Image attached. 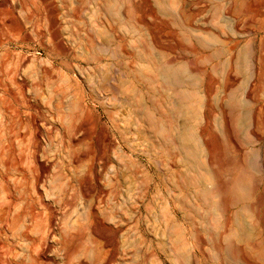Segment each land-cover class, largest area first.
Masks as SVG:
<instances>
[{
	"label": "rangeland",
	"instance_id": "374dc122",
	"mask_svg": "<svg viewBox=\"0 0 264 264\" xmlns=\"http://www.w3.org/2000/svg\"><path fill=\"white\" fill-rule=\"evenodd\" d=\"M18 1H21V2L25 1V3H29L28 6L30 8V11L32 13H34V12L36 13V14L35 13L33 14L34 17H33L32 21H34V22H31L30 24L25 22L26 26L24 25L25 23L23 21L25 19V15H24L23 11H20L18 8V4H17ZM18 1L15 0V2H16L15 5L17 8V9L15 8V11H16L15 16L19 20L20 25L22 26V24H23V26H25V28L22 27L23 32H26L27 35L29 33L31 35V36L28 35V36H30V39L33 37L32 35H35V36L32 38V40H30V39H28V40L23 39L22 40V36H21L22 34L19 35V33H16V32H18V30L15 29V26L13 24L10 25L7 22H6V24H8V25L4 24L5 21H3V19H5L6 14L3 17L4 13H2L0 11L1 12L0 14H2L0 16L3 17V18L0 17L1 18L0 24L2 26H3V24L6 25V26H4V29L2 28L3 30L2 29L0 30V37H1L0 40H2V42L4 41L3 42L4 45L2 44L0 46L1 47L0 48V140H2V144L0 143V146L2 145L0 152L2 151L3 148H5V151L3 149V151H2L3 153L1 152V154L4 155L6 158H4L2 156L1 162H3V161L11 162L9 160V158L11 159V157H13V160L14 159L17 160L18 164H16V165L20 166L22 164H19L20 163L19 161H21L20 159L23 158L24 164L22 166L26 169L31 167L30 169L32 171H29V169H27V171L25 172L27 178L29 177L28 179H30V181H31L30 183H29V180L27 181L29 183V185H28V183H26V186H28V188H29L28 189L26 187V191L27 192L29 191V194L26 192V193H24V194H26V196H25L24 194H22L24 191L21 190V188H20V186L23 185V182L18 181L21 178L20 175L16 172H13V171H11V173H10V170L7 172L6 171L7 167L5 168V166H3V163H1L2 168H0V174L2 172H4V173L7 172V173L6 174L2 173L3 175L2 174L0 175V180H1V182L2 181L4 182L5 178L8 179L7 180V183H8L7 194H10V196H11V193L13 192V190H12L13 187H14L13 189H15V187H16V189L19 190V191H16V189L14 190L13 193L16 194V196L12 193V195L15 197V199H14L13 196H11L10 198L7 197V194L3 193L5 191L3 189L1 190V188H0V191H1L0 192V206L2 207V206L7 204L6 205L7 207L6 206L2 207L3 209L0 207V209H2V210H5L7 208L10 209L8 212L5 210L6 213H4V214H6V215H4L2 213L4 211H2V210L0 211L1 212L0 213V216H1L0 220H3L2 221L3 224L0 221V240H1L0 241V250H1V255L3 252L5 253L6 250H7L6 253L9 254L11 252L10 251L11 247L16 249V251L21 252V250H22L21 244L24 245V243L20 239V238H22L20 236L21 235L20 233H21V230H23V229H20V231H19V228H21V227L24 228L28 224H29L28 226L31 225V221L29 219L35 216L34 211H37L36 215H38V217L35 216L36 219L42 218V220H43V218H45L43 222L40 219L39 220L47 228V225H48L47 223H48V220L50 218V214H49L50 211L49 210L47 211V209H45L42 205H40L39 204L40 202L37 204V199H38L36 197L37 196L36 195L37 190L45 192L46 196L49 194L47 196V198L49 197L47 199L48 201H46V202H48L51 210L55 211L54 216L57 219V220H55V224H57L55 226V229H58L59 226H63L66 221L71 222L73 220L78 219L80 221V223L86 222V223H84V226H82L83 230H84L85 226L87 227V225H85V224H87L88 220H89V219L87 220L88 216H86L87 210L84 211L86 209L85 207H87V205H89L90 203H92V204L94 203L97 205L98 201L102 203L103 201H101V200H104V202L102 203L103 206L100 203L98 204L99 206L101 205L100 206V211H101V209H103V210L105 209V203H107L106 201H108V204H110L109 206H111V203H109L110 202L109 197L107 198V196H104L103 197L104 199H103L102 198L103 195H101V194L99 195L98 200L96 198L97 196L94 197V195H92L93 193H91V195L89 196L92 198L85 199L83 196H81V189H79V188H81L84 185L82 180L88 179L87 183H86V180L84 181L86 186L84 185L83 187L86 188L87 186H89L88 184H90V183L93 184L89 180H93L91 178L94 177L95 172L98 176L101 173L99 176L100 179L102 178L100 181V183H102L101 187H102V189L106 188L105 191L107 192L108 191L107 190L108 189V186H107L108 185V183H107L108 179L110 176H112V170L117 165V153L115 151V147H116V149H118L117 147H119L120 145H125L124 146L126 148V149H124V151H126L125 153L131 157L132 161L135 160V161H137L138 165L139 164L142 165L141 166L142 168L140 166L139 167L137 166V169L139 170L138 171L136 168L131 166L130 170L132 169L134 172H138V174L136 175V177L137 176L138 177L136 179L134 178L132 180H131V178L128 177L126 180L128 183V185H126V187H128V188L125 187L124 190H122L120 188L117 189V190H119V192L121 194L123 193L122 191H125V195L127 196V199L129 198V200H127V203H126V206L124 209L125 211L120 210V209L118 210V208L116 207L118 205L116 204L114 210H112L113 207L111 206V210H109V213H107L108 211H106V210H105V212L104 211H102V213L100 212L101 214L99 213V218L101 217L103 219H105V218L107 219V216L112 215V213L114 212L113 213L114 215H112L114 219L113 218L111 219L112 223L111 222H108V223L110 225H112V227L120 228V229H122V232H125L124 237L120 238L118 236V238H117L118 243L116 245V248L118 246V248H117L118 252L115 251L117 249L114 250L115 254H116L114 264H116L117 261L121 262V258H122L121 256L123 253H122V249L120 247H121V244H123V243L125 246H127V248H129V249H127L125 247V250H126L125 254L126 255L124 257H126V258L124 259V262L126 263V261H127L126 264H134V263L135 264H163V262H162L163 255L168 254V249H167L168 246H167V248L165 247L166 246L165 244H167V241L164 242V240H166V239H164V237L165 238H169V237L166 236V234L163 232L164 229L162 226L164 224L163 222L165 220L166 215L171 214V211H170L171 208L169 207L170 205H168L169 199H170V195H169L170 193L169 192L171 190V187L168 185L169 184L168 182L170 181V173L169 172L171 169V167H170L171 165H169V163L171 164L170 158H169V155L168 154L166 155V153L164 152V151H166L164 146L160 145L161 147H159L157 145L158 143H156V141L157 140L159 141V137L156 138L157 140H155V138H150V139L155 140V141L152 140V141H154V144H153L154 146L157 145L160 149L161 148L162 149L160 150L157 147L152 148V146L149 147L150 144H148V142H150V139L146 138L144 136V134L142 132L143 130L140 131L141 130L140 128L143 129L141 122L139 121V119H137L134 116L129 105H123L124 103L128 104L127 101H128V99H130L129 89L125 90L127 88V84H126V82H128L127 80L129 79V81H130V79H132L131 75H130V71H128V70L130 69L131 66H133V68L138 67L139 61L136 60L137 58L135 56L129 57L130 60L126 57L122 58L124 56H121L122 54L119 52L120 49L118 47L119 45H118L117 39L112 38L113 39L112 40L111 37L109 38L108 36H106L101 29H103L102 26H105V24H104L105 22L106 23L108 22L111 27L113 24L114 28L113 27L112 28H113L115 34L117 33L119 36H123V37H125V39H127V40H125L126 50L128 53H131V54L136 53L135 46L138 45L137 42H140L139 36H136V34H133V32L135 33L134 29L130 30V32L128 31V33H125V31L121 30V27H120L117 19L115 18V20H114L113 19L114 17H107L108 15L105 14L103 11H100L101 14H100V12H98L99 14L98 13L95 14L96 13L95 9H97V6H96L97 0H92V1L91 0H87V1L86 0H80L81 3H79V7L80 6L81 7L79 9H80V12L82 11L81 13H79V15L81 17L79 20L80 21V23H79L80 27L79 28H80V32H81L80 34L86 35L88 30L90 32H92V30H93V32L95 34L93 32L92 33L95 37L96 46L99 47L101 45L102 47L100 46V48H96L94 50L90 49L89 51L92 50L93 53H92V51L90 53L85 52L83 48L74 49L70 53H65L61 50L63 52V53H61L60 49L58 47H56V45L54 46L55 42L53 40H51L52 39L51 38V34H52L51 32H53L54 29L51 28L50 21H48L49 17H50L49 13H47L48 10L45 9V7H42L44 4L42 2H40V0H38V1L34 0L35 2L32 0L34 5L32 3H30L31 0H28L29 2L27 0H18ZM56 1L57 0H55V4H57L58 19H59V22H61V25H60L61 31L59 30V33L62 34V38L64 37L63 38L64 42L71 49L72 48V45H71L72 40H71L70 35H69V34H71L70 33L71 28L69 27L70 22H68L69 19H68L67 14H66L67 10L63 11L61 9L59 1L58 2H56ZM65 1H66L65 5L69 8L70 5L68 3L70 1L69 0H65ZM129 1L130 2L128 3V6H130V4H131L129 9H131V7L133 8V10L132 9L129 10V12L131 11L133 13V14H131V12H130L131 16L134 15L133 21H135V19L140 16V18H138V19H140V22L142 21L141 22L142 28L145 27V29H143V32L144 31L147 32L146 35H142L143 40H142V36H141L140 40L144 42V40H145L144 38H145V36H147L145 43L148 46L150 44L154 43L156 45V47H158V49H156V51L161 53L159 56L160 60L164 59L165 57L166 58L167 57L168 58H175L176 57V58H178L177 60L180 59V61L186 60L187 62L189 61V63L191 62L192 65H194L192 68L193 69L195 68L194 69L195 78L193 81L195 83V88H196L195 90H196V92H198L197 94H199L198 96L202 95L204 92H206L207 94L210 93L208 96L209 106H210L209 107L210 108L209 109V111H210L209 117L210 118L208 119V122H205L203 120L202 111L199 110V111H197V113L194 112L196 114V115L194 114V117H195L194 120L187 123V122H185L184 117H178L177 118L178 121L175 124L173 123L174 125L172 124L176 130H178L179 127H181V129H179V130H182L183 128H185V126L190 127L189 129L191 130L193 141L190 142L189 145L193 148L194 145L196 144L194 148H197L198 153L200 154V155H198L199 161H200V159H201V161L202 160L204 161V162L203 161L201 162V163H204V164H202L203 166L200 167L201 169L195 168L194 166L191 167L189 170V174L187 175L188 178H186L187 176L184 173L185 169L182 168L181 165H179L180 164V162H178L179 158L176 157L178 159L177 160L175 159L174 164L177 167V169L179 168L178 174L182 177V178L180 177L181 179L179 178V175H178V177H176V180H178V178H179V180H181V181L178 180L180 182V183L178 182V186H181L182 190L179 189V187H178V190H181V192L183 194H180V191L178 192L177 189H176V191H174V194H177V198H178V204H179L178 209H181L182 211L178 212V214L176 216H173V217L175 219H177V223L180 225L181 231L184 229V227L186 228L188 226L187 228L189 229V232H191L190 238H192V239H189L187 241L189 243H187V242L184 243L187 247L186 246H180V247H182L181 251L183 252L185 250V248H186V250L188 248L187 251L190 254L186 253V250H185L184 254L185 255L187 254L188 256L194 254V260H195L194 263L195 264H264V256H263L264 255V221H263L264 220V215H263L264 214V96H263L264 95V74H263L264 73V49H263L264 48V0H223V1L222 0H198V1H200V4L197 0H188V2L191 3V6H190L191 10L189 9L190 11L188 10V13L192 12L191 14H189L192 17V20H191L192 23H190V27L192 26L191 28H189V27L184 28L182 23L180 24L179 9L178 10L176 9V8H178L177 5H176V7H175V5H173L175 3H170V2H172V0H166V1H163V0H129ZM194 1H196V2H194ZM114 2H116V0L115 1L110 0L109 3H112L111 5H113ZM192 2L194 4V6L192 5ZM240 2H241V4H240ZM40 3L42 5H39ZM30 4H32V5H30ZM114 4H115V8H117V5H116L117 3H114ZM196 4H199V5L202 4V6L204 8L202 9V6H199ZM216 4H218V5H216ZM225 4H226V6H225ZM242 5H244V6H242ZM248 5H249V7H248ZM32 6L33 7L36 6L37 9H36V7L33 8ZM38 6L42 8V9L39 8L40 11H36V10H38ZM94 6H96V7H94ZM216 8H219L220 10L218 9L219 11H217ZM225 8H227L228 11ZM18 10H19V12H18ZM93 10H95V11H93ZM214 10L217 11L218 13L215 12ZM45 11H46V13H45ZM205 11H207V12H205ZM223 11H225V13ZM63 12L65 13L66 17L63 16V14H64ZM219 12L221 14H219ZM20 14H22V15H20ZM192 14H193V16H192ZM217 14L219 15L218 18L214 17V16H217ZM95 15H96V17H99L101 20L99 18L96 19ZM102 15H104L103 18H102ZM135 15H137L136 18H135ZM109 18H111V20ZM22 19H23V21H21ZM81 20H82V22H81ZM63 21H65V22H63ZM100 22H102V26H101ZM209 22H210V24H209ZM83 23L86 24V26H84ZM99 23H100V25H99ZM95 24H96V26H95ZM132 24H133V22H132ZM12 25L14 26V29L17 31H15L13 29ZM36 26H37V28H36ZM33 27L36 31L33 29ZM118 27H120V28H118ZM146 28H148V29H146ZM32 29H33V31H32ZM37 29H39V30H37ZM81 29H82V31H81ZM96 29H98V32L95 31ZM131 29H132V27H131ZM201 29L202 30L203 29L208 30L211 33V35L202 34ZM83 30H87V31L84 32ZM189 30L190 31L192 30L194 32L192 33V31L190 32ZM197 31H198V34L196 35ZM30 32H35V34H31ZM96 32H97V34H101V36L104 34L102 39H101V36H99V35H97L98 37L96 36ZM232 32H233V34H232ZM199 33H201V34H199ZM36 34H38V35L36 36ZM143 34H145V32ZM213 34H215V35H213ZM131 36H132V38H130ZM18 37H20V38H18ZM66 37L69 39L68 40L69 44L67 43ZM136 37H138V39H136ZM215 38H216V40H215ZM108 39L111 41H109ZM128 39L130 41L131 40L132 41L130 42ZM150 39L151 40L153 39V40L151 41ZM206 39H208V40H206ZM114 40H116L117 42ZM228 41H230L231 43H228ZM40 42H41V45H40ZM111 42H112V45L111 44L109 45V43H111ZM149 42H150V44H149ZM191 42H192V44H191ZM220 42H222V43H220ZM198 43L201 45H199ZM130 44L133 45V47ZM233 44H234V46H236L235 47L237 49L236 51H238L239 56L241 58V61L238 63V65H239L238 68L240 67L239 68L240 70L239 69H237L239 71L236 70L237 71L236 77H237L238 81L234 87L235 94L233 96L234 97L233 99H235V100H232L233 102L234 101L235 102L233 103L232 101H230V102L229 101H223L222 105H221L220 99L223 96V92L225 90V82H226L225 77L227 76V73H228L227 66H229V51H230L229 47L233 46ZM243 44H244V46H243ZM106 45H108V46H106ZM128 45L130 46V49L129 48L127 49V47H129ZM157 45H159V46H157ZM247 45H248V47H245ZM54 47H56L57 50ZM106 47H108L109 49H106ZM188 47H189V49H188ZM103 48H105L106 50L104 49V51H103L102 50ZM114 48L115 49L117 48L118 51H117V49L115 51ZM249 48H251V49H249ZM98 49H100V50H98ZM77 50H79V51H77ZM96 50H98L97 51L98 53L96 52ZM101 50L103 51V53ZM110 50L112 52L115 51V53L119 52V54L114 53L116 58H114L112 53H109ZM131 50H134V51H131ZM247 50H252V51L254 50V52L251 53L252 51L249 52ZM80 51H81V53H80ZM182 51H184V52H182ZM245 51L247 54H244ZM104 52L106 54H104ZM86 53H88V55H86ZM91 53L93 55H91ZM107 53H108V55H107ZM249 53H250V55H249ZM5 54H8L9 56H7ZM79 54H80V56H79ZM84 54L86 55L87 58L85 56L83 57ZM102 54H104L106 57L105 58L102 57ZM209 55H210V57H209ZM89 56H91V57L94 56V57H92L90 62H88L89 59L91 58V57L88 58ZM120 56H121V58H120ZM206 56L209 58H207ZM101 57H102V59H99V61H98L97 59L101 58ZM107 57H109V58H107ZM83 58H85V59H83ZM95 58H97V59H95ZM86 59H87L88 63L86 62ZM93 59L96 61L94 62ZM251 59H254L255 66H256L254 75H252V70H249V69H251L250 68L251 65H249ZM83 60H85V61H83ZM259 60H260V62H259ZM135 61L136 62L138 61V62L136 63ZM98 62H100V63H98ZM128 62L129 63L131 62V63L128 64ZM244 62H246V63H244ZM127 64H128V66H127ZM98 65H100V68L101 67L103 68V66H105L104 68H107V69H104V68L103 69L105 71L108 70V72H105L102 68L99 69ZM192 65L190 64V66H192ZM221 65L223 66V68ZM94 66H95V68H94ZM96 66H98V67H96ZM108 66H109V68H108ZM43 67H45V68H43ZM96 68H98V70ZM196 68L199 71L200 70H202V71L198 73ZM93 69H94V71H93ZM115 69H118L120 72L118 70H115ZM223 69L225 71H223ZM99 70H100V72H99ZM115 71L118 73L115 74ZM104 72H105V74H103ZM123 72L128 74V76L125 75V77H124ZM92 73H94V74H92ZM202 73H203V75H202ZM119 74H121V75H119ZM105 75H107V76H105ZM120 76H122V78L124 80L127 78L125 80L126 82L122 78H120ZM101 78H103V80H100ZM93 79H95V80H93ZM121 80H123V81L121 82ZM239 80H241L242 82ZM96 81L100 82L99 83L100 85H102V83H104L105 85L104 84L102 85V86H104V88L99 87L100 85H98V82H96ZM102 81H104V82H102ZM142 81H143V83L142 82L141 83L146 84V85L149 82L148 80H146V83H145V79L143 80V78H142ZM56 86H58V87H56ZM108 86L110 88H108ZM249 87L253 90H251ZM106 88H107V90H106ZM63 89H64V91H63ZM103 89H104V91H103ZM76 90H77V92L75 94ZM105 91H106V93H105ZM125 91H127V92H125ZM248 91L251 92L250 96L252 98L248 99L247 97H245L246 93ZM114 92H116V93H114ZM113 93H114V95H113ZM155 93H156V91H155ZM68 94H69V96H68ZM73 94H75V95H73ZM117 94H118V96H117ZM119 94H121V95H119ZM115 95H116V97H114ZM70 96L71 97L74 96V98H76V99L72 98V101L74 102V104L80 103L81 107L83 105L82 108H85L84 111L80 107L83 112L79 108L80 104H78V106L77 105L73 106L72 105L73 102L71 101V99H69V101H67L68 99L65 100V98H63V97L71 98ZM76 96H78V97H76ZM110 97L116 98V99H114V100L112 99V101H111ZM117 98H118V101L113 102V101H116ZM122 99H124V100L126 99L125 102ZM75 100L76 101L78 100L77 101L78 103L75 102ZM55 101L57 102L56 104H55ZM107 101H108V103H107ZM120 101H121V103L123 101L122 105H121ZM61 102H63L64 104ZM98 102H100L101 104H99ZM103 102H105L106 105L105 104L104 105L106 108L104 107V105L102 106ZM111 102H113L112 108H111ZM119 103L121 106L118 105ZM231 103H233V104H231ZM85 105H86V107H84ZM220 105H221V107H223L222 109L220 108ZM71 106H73V107L76 106V108H78L81 111V113H78V111L73 112L72 111L73 109L71 110V108H72ZM87 106H88V108H87ZM59 107L62 109H59ZM69 108L72 112L69 110ZM92 109H94L93 110L94 112L92 111ZM74 110H75V108H74ZM109 110L110 111L112 110L111 113H114V115L111 114L112 115L111 118L113 120L109 119L110 115H109V118L107 116L110 112ZM168 110H169V113L175 114L174 112L172 113V111H174V110H171L170 107L167 109V112H168ZM85 111H86V113H85ZM89 112L91 114H89ZM105 112L106 113L108 112V113L105 114ZM82 113H84V114H82ZM87 113L89 114L88 116H90V115L91 116L88 117ZM125 113L127 116L125 115ZM129 113H131V114L129 115ZM69 114H71L70 115L71 117L67 118V117H69ZM79 114H82V115H79ZM76 116H78L80 118V120H81V118H83L82 119L83 122H81V121L78 122L79 118H77ZM131 116H133V117H131ZM72 118L75 120V122ZM85 118H87V119H85ZM196 118H197V120H196ZM135 119H136V121H138L137 122L138 124L140 123L139 125L141 127H138L139 129L136 128L138 126V124L136 125ZM198 119H200V120H198ZM201 119H202V121H201ZM113 121H114V123H112ZM177 124H178V126H176ZM101 127H103V128L101 129ZM165 128H167V127H165ZM136 129H137V131H136ZM103 130H105V131H103ZM102 131L105 133H103ZM135 131L137 134L135 133ZM138 131H139V133H138ZM102 134H105L106 137L108 136L107 139L104 137L105 135L103 136ZM72 136L75 139H73ZM141 136L145 137V138H141ZM122 137H123V140H122ZM81 139L83 140V142L81 141ZM104 139H106L108 142ZM108 139L113 140L111 142H114L113 144L115 146L112 143H109L110 140H108ZM124 139H126V140H124ZM102 140H103V142H102ZM78 141H81L82 144H81V142L78 143ZM104 141H106L107 144L109 143L108 146L106 143H104ZM131 141L133 142V144ZM143 141H144V143H143ZM75 142H76V144H75ZM86 142H87V144H86ZM125 143H127L128 145ZM155 143H156V145H155ZM160 143L161 142L159 141V144ZM68 144L70 146H72V148L70 146L68 147ZM79 144H80V146L78 147V149H79L78 150L77 146ZM145 144L148 145L146 147V149L144 147ZM73 145H75V146H73ZM110 145H111V147H109ZM140 145L142 148L138 147ZM67 147L69 149L71 148L70 151ZM112 147H114V148L112 149ZM74 148H75V150H72ZM6 150H9V151L7 152ZM199 150H200V152H199ZM4 152H5V154H4ZM144 152H145L146 156H145ZM73 153H74V155L77 154L74 157H77L78 159H79V157L80 158L82 157L81 158L82 162L79 161V162H77L78 164H76L75 162L73 163V159H74V158L72 159ZM86 155H87V159L90 156L93 158H94V156H97V157H95L93 160H91V163H90V158L88 159L89 160V162H88V160L85 158ZM88 155H90V156H88ZM203 157H204V159H203ZM3 158H4V160H3ZM33 158H35V159L33 160ZM83 158H84V160H83ZM98 158H99V160H98ZM106 158L109 160H107ZM166 159L169 160L168 163H167ZM13 160H12V162L14 164V162H16V161H13ZM40 160H41V162L43 161L46 166H48L47 167L48 171L46 170L45 173H42L43 177L41 176V174L38 170H37L38 175L37 174L34 175L36 173L35 167L39 168L38 164H39ZM28 161H30V164L32 162L38 163V164H35V165L31 164V166L29 167L30 164ZM92 162H94V164ZM102 162H103V165L107 162L105 164L106 166L105 165L103 166ZM176 162L179 164H177ZM108 163H109V165H108ZM213 163H215L214 166H213ZM75 164L79 165V166H77V168H75L76 167ZM89 164H92L93 166L89 165ZM206 164H207V166H206ZM100 165L103 167H107V168H104V169H106V171L103 170V167H100ZM22 166H20V168ZM110 166H112L113 169H110ZM23 167L21 169L23 171L26 170V169H23ZM203 167H205V168H203ZM91 168H93L94 171ZM168 168H170V169L168 170ZM3 169H4V171H3ZM33 169H35V173H34ZM101 170H103L104 172ZM135 170H137V171H135ZM142 171L143 172L146 171L145 172L146 174L145 173L143 174ZM223 171H225V172H223ZM29 172H32L33 174L29 173ZM134 172H131V173H134ZM157 173L159 175H161V176H159V178H158V176H156ZM180 173L183 175H181ZM243 173H245V174H243ZM59 174H61V176L62 175L64 176V177L62 176L63 178H61L60 180H58L61 177V176H59ZM56 175H58V177ZM168 175H169V177H168ZM239 175H241V176H239ZM1 176H3V177H1ZM35 176L36 177L40 176L39 177L40 178L39 179L40 184H39V182H38V184H36V182L35 183L33 182V181H35V179L33 180V178ZM87 176L91 177V178H88ZM189 176L190 177L192 176L193 178L190 180ZM195 176H196V179L194 178ZM206 176L208 177V179ZM18 177H20V178H18ZM167 177L169 178V181H166ZM184 177H185V180L186 179H188V181L190 180L187 187H185L184 183H183L185 181V180H183ZM202 177H204V178H202ZM10 178H14L15 180L17 179L16 180L17 183L19 182L18 186H14L13 184L10 185V183L12 181V180H10ZM41 178H42V180H41ZM56 178H58L57 180L59 182H57V180H55ZM146 178L149 181L147 180V182H146L145 181ZM160 178H161V180H159ZM6 179H5V181H6ZM140 179H144V182L143 181L140 182ZM201 179H203V180L201 181ZM206 179L209 181H206ZM52 180L55 181V182H53V184L55 186H53ZM67 181H69L68 182L69 184L67 183ZM80 181L82 182V184H80L81 183ZM103 181L105 184L106 183L107 184L106 185L103 184ZM204 181H206V182H204ZM60 182H61V184H59ZM62 182H66V183H64L66 185V191H65V187H64L65 185L62 184ZM145 182L147 184V185L145 184L146 186L143 184ZM211 182H213L214 187L212 186ZM31 183L32 184L34 183L33 184L34 186L36 185L35 188H32L34 186ZM56 183H58L61 186L58 187V184L56 186ZM79 184H80V186H79ZM37 185H39V186H37ZM62 185H63V187H62ZM189 185H193V186L190 187ZM203 185H205L206 188H205V186L203 187ZM29 186H31V187H29ZM137 186L139 187V189L141 188V190H139ZM141 186L144 189H146L145 190L146 192H143L144 190ZM216 186H218V188ZM37 187H39V188H37ZM103 187H105V188H103ZM145 187H147V188H145ZM236 187H238V188H236ZM30 188H32L33 190ZM203 188H204V190H203ZM126 189L127 190L130 189L132 192L131 191L128 192ZM212 189L215 192H213ZM216 189H218L217 190L218 192L216 191ZM220 189L222 192L220 191ZM57 190H58V193H60V192L62 193V194L61 193L59 194V195H61V197H62V195H64L63 197H66V198H64V200L57 194ZM194 190H195V192L196 191H198V192L195 193ZM201 190L203 191L202 193H204L207 190L205 193H209V194L204 193V196L202 197L201 196L202 193H200ZM46 191H47V193H46ZM185 191L186 192L189 191L190 193L189 192L186 193ZM224 191H226V192H224ZM233 191H235V192H233ZM239 191L242 194H240ZM251 191H252V193H251ZM31 192H35V193L32 194ZM247 192H248V194H250L249 196H247L248 195ZM2 193L6 196H3ZM19 193H21L22 197H20ZM63 193H65V194H63ZM136 193L138 194V196ZM139 193L141 194L140 199H139V196H140ZM145 193H146V195H145ZM232 193H234V195ZM245 193H246V195H244ZM17 194H19V198H21V199L17 198L18 197ZM56 194L62 200H60V199L57 200ZM28 195L31 196L30 198H33V200L30 199ZM143 195H144V197H143ZM188 195H190L191 197L190 196L188 197ZM213 195H214V197H213ZM242 195H244V196H242ZM235 196H236V198H235ZM237 196H239V197L241 196V198H239ZM246 196H247V199H246ZM23 197L25 200L23 199ZM27 197L30 199V201ZM50 197H51V199H50ZM68 197H69V199H68ZM162 197H163V199H162ZM187 197H188V199H187ZM197 197H199V198H197ZM26 198H27V202H25ZM99 198H100V200H99ZM179 198L181 200L180 202H182L181 204L179 202ZM67 199H68V202L65 201ZM183 199H184V201H183ZM14 200L17 201L18 204L15 203ZM18 200H19V202H18ZM69 200L70 201L73 200L72 206H68L70 203ZM138 200H140V201H138ZM142 200H144V201H142ZM239 200H240V202H239ZM20 201L23 204L28 203L25 206L26 207L31 206V208H29V207L25 208L24 206H22V203ZM28 201L32 205H30ZM60 201H62V203H60ZM63 201H65L66 205L63 204ZM88 201L90 203H88ZM154 201H155V203H154ZM207 201H209L208 202L209 204H207ZM185 202H186V204H185ZM251 202L252 203L257 202L260 205V206L258 205L259 208H258V212L256 213L257 215H253L250 211L247 210V206L250 205ZM149 203L151 204L150 206L147 205ZM165 204H167V205H165ZM187 204L190 205L189 207H191V208H188V210L186 209L187 211H189V213H188L189 218L186 215L187 211L185 210ZM20 205L24 208H20L21 207ZM39 206H42V207H39ZM134 206H135V208H134ZM165 206H168L169 208L165 207ZM216 206H218V207H216ZM32 207L35 209H33ZM68 207H70V210ZM159 207H162L161 210L163 211L164 217H162L163 215H161L162 213H161V210ZM192 207H194V208L192 209ZM41 208H43V209L41 210ZM22 209H27V210H25L26 212L23 213L24 210L22 211ZM189 209H191V210H189ZM221 209H222V211H221ZM29 210H30V212H29ZM115 210H117V211H115ZM159 210H160L161 214L159 213ZM210 210H211V212H210ZM111 211H112V213L110 214ZM120 211H122V212H120ZM246 211L248 213H246ZM41 212H42V215L40 214ZM46 212L47 213L49 212V213L47 214ZM122 213H123V215L125 213H127L128 216L126 214L124 216H122ZM23 214L28 219L24 218ZM63 214H64V216H63ZM116 214H117V216H116ZM16 215L19 216V218L16 217ZM172 215H174V214H171V216ZM39 216H41V217H39ZM47 216H49V217H47ZM77 216H79V217H77ZM121 216H122V218H121ZM184 216H186L187 219L183 218ZM241 216H242V218H241ZM111 217L109 216L108 218H111ZM228 217H230L229 218L230 220L228 219ZM6 218H7V221H6ZM22 218L25 219L24 221H26L25 223L27 225L24 223ZM79 218H81V220H83L85 218L86 221H81ZM161 218L162 219L164 218V219L162 220ZM11 219H14L13 222ZM16 219H17V222H16ZM20 219L23 221V222L20 221L21 222L20 226L23 225L21 227L19 226V222H18ZM117 219H120V220H117ZM227 219L230 221V224L233 222L232 223V227H233L232 229L233 230H234V224L236 222L237 225L239 223L240 226H243V229L245 228L244 230H246L245 233H248L249 235L242 233V234L246 235L247 237H242V236H244V235H242L241 236L242 239L239 238L240 239V240L238 239L239 241L237 240L234 242H232L233 238H230L228 240L229 235H227V234L225 236V237H227V239L226 238L221 239L220 238L221 231H222V233L224 232V234H225V232L227 233V231H223L224 230L223 229V227H224L223 221L225 222V221H227ZM260 219H262V220L260 221ZM46 220H47V222L45 224L44 222ZM252 220L256 221V222H253ZM29 221H30V223H28ZM14 222L16 224L17 229H16V227H13V226H15V224H13ZM120 222H121V224L122 223H125V224L121 225ZM152 222H154V223H152ZM188 222H189V224H188ZM11 223H12V225H11ZM82 223H81V225H83ZM127 224H128V226H127ZM43 225H42V227H44ZM116 225H118V226H116ZM220 225H221V227H220ZM11 226H12V228H11ZM57 226H58V228H57ZM123 226H125L126 228ZM213 226L215 229L213 228ZM42 227H40L41 230H44V231L47 230V229H45V227H44V229ZM127 227H128L129 231L127 230V232H126ZM182 227H183V229H182ZM191 228H193V229H191ZM10 229L18 230V234L15 230H13L14 231L13 232ZM153 229H154V231H156V233L158 235L156 233H154ZM59 230H61V232H62L61 227L58 229V231ZM160 230H162V231H160ZM231 230L228 231L231 233V234L229 233L230 234L229 237H231V235H233V233H234V231L233 230L231 231ZM11 231H12L14 236H12ZM75 231H76V232H74L75 233L74 234V240L75 241H79V239H82V240L85 239L84 237H86L87 234L85 236H84L85 233L79 234V232H77V228L75 229ZM39 232H40L39 234H41V236L45 233V232L40 231V230H39ZM98 232L99 233L102 232L100 230V228L98 229ZM222 233H221V237H222ZM250 233H251V235H250ZM256 234H257V236H256ZM159 236H160V238H159ZM161 236L163 238H161ZM248 236L250 237V239H248L249 238ZM5 237H7V238H5ZM17 237H19V238H17ZM195 237L196 238L198 237L199 241H200V239H202L203 241L201 240L199 242L198 239H196ZM215 237H216V239H215ZM254 237H256V239ZM157 238H159V239H157ZM218 238L220 241L218 240ZM120 240L122 242L123 241L124 242L121 243ZM259 241H260V243H259ZM134 242L137 245L138 249L136 248V245H134ZM203 242H204V244H203ZM216 242H217V245L219 244L218 247L220 249L222 248L221 250L223 251V253H222L220 250V258L217 257V255L214 252L215 251L214 250V246H215L214 244ZM125 243H127V244L129 243V244L127 245ZM8 244H9V246H8ZM1 245H4L5 247L1 246ZM10 245H12V246H10ZM163 245H165V246H163ZM57 246H58V250L60 247L59 251H61L62 247L59 245H57ZM57 246L55 247V249H52V251L49 252V254H51L52 258H56L55 259L57 262L56 264H60L62 262L60 259V255L62 252H59L57 250ZM223 246H224V248H223ZM189 247L192 249H190ZM3 248H5L6 250ZM108 248H109L108 250H112L111 246ZM106 250H107V247H106ZM136 250L138 251V254H136L137 253ZM149 250L152 251L153 254L149 253L148 255H145L148 252H150ZM146 251H148V252H146ZM155 251H156V253H155ZM140 253H143L144 255L140 254ZM8 254H4V257H3V255L2 256L0 255V258L2 257L0 259V264H6V262L8 261V260H6V258L10 257V255H8ZM54 255L55 256L57 255L58 257H55ZM149 255H151V256H149ZM154 255L156 257L155 259L153 257ZM118 256H119V258H118ZM136 256H138V257H136ZM135 257L138 258V260L141 263H139L138 260H134V259H136ZM142 257H143V260H142ZM3 259L6 261H4ZM13 260L14 259L9 258V262H11V264H16V263L18 264L17 260H14V261ZM154 260H155V262H154ZM9 262H7V264ZM120 262H118V263H120ZM21 263L24 264L26 262H21ZM48 264H50V263L48 262Z\"/></svg>",
	"mask_w": 264,
	"mask_h": 264
},
{
	"label": "bare ground",
	"instance_id": "6f19581e",
	"mask_svg": "<svg viewBox=\"0 0 264 264\" xmlns=\"http://www.w3.org/2000/svg\"><path fill=\"white\" fill-rule=\"evenodd\" d=\"M18 1V0H17ZM28 1V0H27ZM34 1V0H33ZM33 1L31 0L30 1V3H32L33 4ZM38 1V0H37ZM59 1V3H60V6H61V9L64 11V10H67L66 11V14H67V17H68V19H69V21L68 22H70V28H71V31H70V33L71 34H69L70 35V38H71V40H72V42H71V45H72V48L70 49L67 45H66V43L64 42V40H63V38H62V34H60L59 33V30H60V25H61V22H59V19H58V9H57V4H55V0H40V2H42L44 5L42 6V7H45V9H47L48 10V12L47 13H49V15H50V17H49V20L48 21H50V24H51V28L52 29H54V31L53 32H51L52 34H51V40H53L54 42H55V44H54V46L56 45V47H58L59 49H60V51L62 50L63 52H65V53H70V52H72L74 49H79V48H83L84 49V51L85 52H91V51H89L90 49H96V48H100V46L98 47V46H96V43H95V37H94V35H93V30H92V32H90L88 29V32H87V34L86 35H81L80 33V25H79V23H80V15H79V13H81L80 12V7H79V3H81L80 2V0H69L70 2L68 3L69 5H70V7L68 8L66 5H65V0H57L56 2H58ZM87 1V0H86ZM92 1V0H91ZM112 1V0H111ZM115 1V0H114ZM163 1H166V0H163ZM198 1V0H197ZM223 1V0H222ZM29 2V1H28ZM35 2V1H34ZM68 2V1H67ZM94 2V1H93ZM110 2V0H97V3H96V6H97V9H95L96 10V13L95 14H97L98 12H100V11H103L105 14H107L108 16L107 17H114L113 19L115 20V18L117 19V21L119 22V25H120V27H121V30H123V31H125V33H128V31L130 32V30H133L134 29V31H135V33L133 32V34H136V36H139V41L140 42H137L138 43V45L137 46H135V50H136V53L135 54H131V53H128L127 52V50H126V44H125V40H127V39H125V37H123V36H119L117 33L115 34V32H114V30H113V24H112V27L109 25V23L107 22H105L104 24H105V26H102V22H100L101 23V26L103 27V29H101L102 31H103V33L106 35V36H108L109 38L111 37V39L112 38H115V39H117V41H118V47H119V52L122 54L121 56H124V57H122V58H128L129 59V57H132V56H135L137 59L136 60H138L139 61V66L138 67H136V68H133V66H131L130 67V69L128 70V71H130V75H131V78L132 79H130V81H129V79L127 80L128 82H126L125 80L127 79H123L122 78V76H120V78H122L125 82H126V84H127V88L125 89V90H127V89H129V91H130V99H128V104H126V103H124L123 105H129V107L131 108V111H132V113L134 114V116L137 118V119H139V121L141 122V124H142V127H143V129L142 128H140L141 130L140 131H142L143 132V134H144V136L146 137V138H155V140H157L156 138L157 137H159V141L161 142L160 144H159V141L157 142L156 141V143H158L157 145L159 146V147H161L160 145H163L164 146V148L166 149V151H164L165 153H166V155L168 154L169 155V158H170V162H171V164L169 163V165H171L170 167H171V169L170 168H168V170L170 169V181H169V175H168V177H167V179H166V181H169L168 183V185L171 187V190H170V199H169V204L168 205H170L169 207L171 208L170 209V211H171V214H174V215H172L171 216V214L169 215H166V217H165V220H164V224H163V232L166 234V236H168L169 238H165L164 237V239H166V240H164V242L165 241H167V244H165V245H163V246H165L166 248H167V246H168V254H164L163 255V260H162V262H163V264H193L194 263V254H192V255H185L184 254V252H185V250H186V248H185V250L182 252L181 250V248L182 247H180V246H186L184 243L185 242H187L189 239H192V238H190V234H191V232H189V229L186 227H184V229H183V227H182V231H181V227H180V225L177 223V219H175L173 216H176L177 214H178V212H181L182 210L181 209H178V198H177V194H174V191H176V189L178 190V187H179V189H181V186H178V182L179 181H181V180H179V178L181 177L179 174H178V169H177V167L175 166V159L177 160L178 158H179V160H178V162H180V164L179 163H177V164H179V165H181V167L182 168H184L183 170H184V173L186 174V176L189 174V170H190V168L191 167H195V168H200L201 166H203L202 164H204V163H201L202 161H201V159H200V161H199V157H198V155H200L199 153H198V149L197 148H194L195 147V145H194V147L192 148L190 145H189V143L190 142H192L193 141V139H192V134H191V130L189 129L190 127H186L185 126V128H183L182 130H179V129H181V127H179V129L178 130H176L175 128H174V124L178 121L177 120V118L178 117H184V120H185V122H190V121H192V120H194V112H196L197 113V111H199V110H201L202 111V116H203V120L205 121V122H208V119L210 118L209 117V113H210V111H209V98H208V96H209V94H207L206 92H204L202 95H200V96H198L199 94H197L198 92H196V88H195V83H194V78H195V76H194V69L192 68L194 65H192V63L190 62L189 63V61L187 62L186 60H182V61H180V59L179 60H177L178 58H164V59H162V60H160V52H158V51H156V49H158V47H156V45L154 44V43H152V44H150V42L153 40H151L150 42H149V46L145 43V40H146V37L147 36H145V40H144V42L143 41H141L140 39H141V36L142 35H146L147 34V32L146 31H144L145 32V34H143L144 32H143V29H145V27L144 28H142V21L140 22V19H138V18H140V16L139 17H137L136 18V16L137 15H135V18L137 19H135V21H133V16H131V14H133L131 11V14H130V12H129V10H133V8L131 7V9H129V7L131 6V4H130V6H128V3L130 2L129 0H116V2H114V3H117L116 5H117V8H115V4L113 3V5H111L112 3H109ZM170 2V1H169ZM194 2H196V1H194ZM199 2V4H200V1H198ZM197 2V3H198ZM208 2V1H207ZM211 2V1H210ZM221 2V1H220ZM238 2V1H237ZM236 2V3H237ZM245 2V1H244ZM243 2V3H244ZM39 3V2H38ZM85 3V2H84ZM160 3V2H159ZM170 3H175V4H173V5H175V7H176V5H177V7L178 8H176L177 10L179 9V18H180V24L182 23V25L184 26V28L185 27H189V28H191L190 27V23H192L191 22V20H192V17L189 15V14H191V13H188V10L190 9L191 10V3L190 2H188V0H172V2H170ZM202 3V2H201ZM252 3V2H251ZM16 2H15V0H0V11L2 12V13H4V15H3V17L5 16V14H6V16H5V19H3V21H5L4 22V24H6V22L8 23V24H13L14 26H15V29H17L18 30V32H16V33H19V35H21L22 36V40L23 39H26V40H28V39H30V34L28 33V35H30V36H28L27 34H26V32H23V28L22 27H24L25 28V26H26V23H31V22H34V21H32V19H33V14L35 13H32L31 11H30V8H29V3H25V1L23 2H21V1H18L17 2V4H18V8H19V10L20 11H23V13H24V15H25V19H24V21H23V19L21 20V21H23L25 24V26H23V24H22V26L20 25V23H19V20L16 18V16H15V8H16ZM32 4H30V5H32ZM95 4V3H94ZM93 4V5H94ZM161 4V3H160ZM199 4H196V5H199ZM211 4V3H210ZM240 4H241V2H240ZM263 4V3H262ZM34 5V4H33ZM36 5V4H35ZM39 5H42L41 3L39 4ZM162 5V4H161ZM192 5L194 6V4H193V2H192ZM204 5V4H203ZM213 5V4H212ZM216 5H218V4H216ZM235 5V4H234ZM96 6H94V7H96ZM199 6H202V4L201 5H199ZM205 6V5H204ZM225 6H226V4H225ZM242 6H244V5H242ZM33 7V6H32ZM36 6H34L33 8H35ZM198 7V6H197ZM217 7V6H216ZM248 7H249V5H248ZM32 8V9H33ZM39 8H41V7H39L38 6V10H36V11H40L39 10ZM204 7L202 6V9H203ZM213 8V7H212ZM232 8V7H231ZM239 8V7H238ZM17 9V8H16ZM36 9H37V7H36ZM42 9V8H41ZM44 9V8H43ZM219 8H216V10L217 11H219L218 10ZM226 10H227V8H225ZM229 9V8H228ZM19 10H18V12H19ZM95 10H93V11H95ZM189 10V11H190ZM238 10V9H237ZM35 11V10H34ZM43 11V10H42ZM92 11V12H93ZM215 11V10H214ZM217 11H215V12H217ZM228 11V10H227ZM231 11V10H230ZM0 12V13H1ZM204 12V11H203ZM205 12H207V11H205ZM209 12V11H208ZM214 12V13H215ZM224 13H225V11H223ZM39 13V12H38ZM45 13H46V11H45ZM64 13V12H63ZM137 13V12H136ZM218 13V12H217ZM230 13V12H229ZM228 13V14H229ZM36 14V13H35ZM41 14V13H40ZM93 14V13H92ZM99 14V13H98ZM100 14H101V12H100ZM135 14V13H134ZM196 14V13H195ZM216 14V13H215ZM219 14H221L220 12H219ZM232 14V13H231ZM0 15H2V14H0ZM20 15H22V14H20ZM94 15V14H93ZM225 15V14H224ZM230 15V14H229ZM240 15V14H239ZM45 16V15H44ZM43 16V17H44ZM63 16H65V13L63 14ZM100 16V15H99ZM103 16L104 15H102V18H103ZM192 16H193V14H192ZM218 14H217V16H214V17H217L218 18ZM1 17V16H0ZM3 17H1V18H3ZM21 17V16H20ZM66 17V16H65ZM101 17V16H100ZM177 17V16H176ZM208 17V16H207ZM1 18H0V22H1ZM37 18V17H36ZM35 18V19H36ZM40 18V17H39ZM95 18L97 19V18H99V17H96V15H95ZM105 18V17H104ZM197 18V17H196ZM263 18V17H262ZM34 19V20H35ZM42 19V18H41ZM65 19V18H64ZM67 19V20H68ZM100 19V18H99ZM110 20H111V18H109ZM204 19V18H203ZM213 19V18H212ZM92 20V19H91ZM101 20V19H100ZM175 20V19H174ZM202 20V19H201ZM214 20V19H213ZM40 21V20H39ZM96 21V20H95ZM99 21V20H98ZM108 21V20H107ZM207 21V20H206ZM212 21V20H211ZM215 21V20H214ZM63 22H65V21H63ZM81 22H82V20H81ZM92 22V21H91ZM132 22H133V24H132ZM202 22V21H201ZM216 22V21H215ZM85 23V22H84ZM83 23V24H84ZM93 23V22H92ZM95 23V22H94ZM100 23H99V25H100ZM115 23V22H114ZM206 23V22H205ZM238 23V22H237ZM3 24V26L0 28V30L3 28L4 29V26H6V25H8V24H6V25H4ZM34 24V23H33ZM98 24V23H97ZM204 24V23H203ZM209 24H210V22H209ZM212 24V23H211ZM12 25V26H13ZM92 25V24H91ZM181 25V26H182ZM192 25V24H191ZM202 25V24H201ZM208 25V24H207ZM234 25V24H233ZM14 26H13V29H14ZM17 26V27H16ZM33 26V25H32ZM84 26H86V24H84ZM88 26V25H87ZM95 26H96V24H95ZM144 26V25H143ZM182 26V27H183ZM203 26V25H202ZM35 27V26H34ZM34 27H33V29H34ZM66 27V26H65ZM120 27H118V28H120ZM131 27H132V29H131ZM217 27V26H216ZM36 28H37V26H36ZM85 28V27H84ZM87 28V27H86ZM89 28V27H88ZM99 28V27H98ZM188 28V29H189ZM2 29V30H3ZM14 29V30H15ZM33 29H32V31H33ZM65 29V28H64ZM94 29V28H93ZM116 29V28H115ZM146 29H148V28H146ZM187 29V30H188ZM193 29V28H192ZM198 29V28H197ZM17 30H15V31H17ZM35 30V29H34ZM37 30H39V29H37ZM66 30V29H65ZM87 30H83L84 32H86ZM196 30V29H195ZM36 31V30H35ZM61 31V30H60ZM64 31V30H63ZM81 31H82V29H81ZM95 31H97L98 32V29H96ZM101 31V32H102ZM148 31V30H147ZM190 31V30H189ZM192 31V30H191ZM190 31V32H191ZM65 32V31H64ZM97 32H96V36L97 35H99V36H101V34H97ZM119 32V31H118ZM143 32V33H142ZM194 31H192V33H193ZM196 32V31H195ZM31 34H35V32H30ZM37 33V32H36ZM83 33V32H82ZM120 33V32H119ZM201 33L202 34H208V35H211V33L208 31V30H206V29H201ZM201 33H199V34H201ZM95 34V33H94ZM104 34L101 36V39H102V37L104 36ZM121 34V33H120ZM198 34V31H197V33H196V35ZM231 34V33H230ZM232 34H233V32H232ZM235 34V33H234ZM18 35V34H17ZM18 35V36H19ZM38 34H36V36H37ZM42 35V34H41ZM40 35V36H41ZM151 35V34H150ZM213 35H215V34H213ZM212 35V36H213ZM222 35V34H221ZM33 37L35 36V35H32ZM217 36V35H216ZM233 36V35H232ZM32 37V38H33ZM39 37V36H38ZM42 37V36H41ZM98 37V36H97ZM107 37V38H108ZM129 37V36H128ZM149 37V36H148ZM211 37V36H210ZM215 37V36H214ZM219 37V36H218ZM18 38H20V37H18ZM32 38L30 39V40H32ZM37 38V37H36ZM67 38V37H66ZM100 38V37H99ZM105 38V37H104ZM103 38V39H104ZM130 38H132V36L130 37ZM152 38V37H151ZM0 39H1V37H0ZM38 39V38H37ZM97 39V38H96ZM136 39H138V37H136ZM202 39V38H201ZM214 39V38H213ZM5 40V39H4ZM7 40V39H6ZM68 38H67V43H68ZM99 40V39H98ZM97 40V41H98ZM109 40V39H108ZM113 40V39H112ZM129 40V39H128ZM142 40H143V36H142ZM149 40V39H148ZM190 40V39H189ZM203 40V39H202ZM206 40H208V39H206ZM215 40H216V38H215ZM230 40V39H229ZM250 40V39H249ZM10 41V40H9ZM41 41V40H40ZM105 41V40H104ZM109 41H111V40H109ZM114 41H116V40H114ZM116 41V42H117ZM130 41V40H129ZM132 41V40H131ZM130 41V42H131ZM212 41V40H211ZM220 41V40H219ZM218 41V42H219ZM223 41V40H222ZM4 42V41H3ZM3 42H2V40H0V46L3 44ZM113 42V41H112ZM112 42L111 43H109V45L111 44L112 45ZM6 43V42H5ZM100 43V42H99ZM133 43V42H132ZM220 43H222V42H220ZM226 43V42H225ZM228 43H231L230 41H228ZM43 44V43H42ZM69 44V43H68ZM98 44V43H97ZM136 44V43H135ZM191 44H192V42H191ZM199 44V43H198ZM235 44V43H234ZM234 44H233V46H231V47H229V49H230V51H229V66H227V68H228V73H227V76L225 77L226 79V82H225V90H224V92H223V96L221 97V99H220V103H221V105H222V102L223 101H232V100H235V99H233L234 97V94H235V90H234V87H235V85H236V83H237V75H236V72L237 71H239L240 69V67L238 68V63L241 61V58H240V56H239V53H238V51H236L237 49L235 48L236 46H234ZM4 45V44H3ZM40 45H41V42H40ZM131 45V44H130ZM199 45H201V44H199ZM236 45V44H235ZM106 46H108V45H106ZM114 46V45H113ZM129 46V45H128ZM132 47H133V45H131ZM157 46H159V45H157ZM190 46V45H189ZM223 46V45H222ZM243 46H244V44H243ZM4 47V46H3ZM56 47H54L56 50H57V48ZM102 47V46H101ZM112 47V46H111ZM117 47V48H118ZM245 47H248V45L247 46H245ZM251 47V46H250ZM1 48V47H0ZM113 48V47H112ZM116 48V49H117ZM130 49V46L129 47H127V49ZM54 49V50H55ZM104 49L105 48H103L102 50L104 51ZM106 49H109L108 47H106ZM105 49V50H106ZM115 49V48H114ZM116 49H115V51H116ZM134 49V48H133ZM188 49H189V47H188ZM193 49V48H192ZM207 49V48H206ZM249 49H251V48H249ZM260 49V48H259ZM264 49V48H263ZM81 50V49H80ZM98 50H100V49H98ZM98 50H96V52L98 51ZM101 50V51H102ZM59 51V52H60ZM61 51V53H63ZM77 51H79V50H77ZM103 51H102V53H103ZM115 51L114 52H112L111 50H110V52L109 53H112L113 54V56H114V58H116L115 57V54L117 53H115ZM117 51H118V49H117ZM131 51H134V50H131ZM130 51V52H131ZM244 51V50H243ZM247 51H252V50H247ZM106 52V51H105ZM104 52V54H106ZM119 52L117 53V54H119ZM182 52H184V51H182ZM193 52V51H192ZM254 52V50L251 52V53H253ZM80 53H81V51H80ZM92 53H93V51H92ZM91 53V55H93ZM98 53V52H97ZM96 53V54H97ZM115 53V54H114ZM133 53V52H132ZM225 53V52H224ZM242 53V52H241ZM75 54V53H74ZM73 54V55H74ZM95 54V55H96ZM100 54V53H99ZM104 54H102V57H106ZM195 54V53H194ZM213 54V53H212ZM216 54V53H215ZM243 54V53H242ZM244 54H247L246 53V51H245V53ZM5 55H7V56H9L8 54H5ZM86 55H88V53H86ZM86 55L84 54L83 55V57L85 56L86 57ZM107 55H108V53H107ZM211 55V54H210ZM210 55H209V57H210ZM249 55H250V53H249ZM252 55V54H251ZM79 56H80V54H79ZM82 56V55H81ZM98 56V55H97ZM96 56V57H97ZM118 56V55H117ZM121 56H120V58H121ZM202 56V55H201ZM244 56V55H243ZM248 56V55H247ZM91 56H89L88 58H90ZM92 57H94V56H92ZM92 57L89 59V61L88 62H90L91 61V59H92ZM102 57L101 58H95V59H97L98 61H99V59H102ZM119 57V56H118ZM170 57V56H169ZM203 57V56H202ZM207 57V56H206ZM209 57H207V58H209ZM80 58V57H79ZM87 58V57H86ZM107 58H109V57H107ZM213 58V57H212ZM247 58V57H246ZM83 59H85V58H83ZM113 59V58H112ZM260 59V58H259ZM94 60V59H93ZM92 60V61H93ZM130 60V59H129ZM22 61V60H21ZM83 61H85V60H83ZM96 60H94V62H95ZM127 61V60H126ZM134 61V60H133ZM137 61V62H138ZM219 61V60H218ZM81 62V61H80ZM86 62H87V59H86ZM87 62V63H88ZM101 62V61H100ZM100 62H98V63H100ZM104 62V61H103ZM136 62V61H135ZM136 62V63H137ZM259 62H260V60H259ZM108 63V62H107ZM118 63V62H117ZM131 63V62H130ZM129 62H128V64H130ZM135 63V64H136ZM244 63H246V62H244ZM263 63V62H262ZM112 64V63H111ZM128 64H127V66H128ZM190 64L192 65V66H190ZM93 65V64H92ZM97 65V64H96ZM108 65V64H107ZM106 65V66H107ZM214 65V64H213ZM249 65H251L250 66V68L251 69H249V70H252V75H254V73H255V69H256V66H255V62H254V59H251L250 60V64ZM248 65V66H249ZM99 66V69H101L100 68V65H98ZM98 66H96V67H98ZM113 66V65H112ZM111 66V67H112ZM220 66V65H219ZM222 66V65H221ZM105 66H103V68H104ZM43 68H45V67H43ZM94 68H95V66H94ZM102 68V69H103ZM108 68H109V66H108ZM222 68H223V66H222ZM82 69V68H81ZM91 69V68H90ZM97 70H98V68H96ZM104 69H107V68H104ZM103 69V70H104ZM197 69V68H196ZM237 69H239V70H237ZM44 70V69H43ZM46 70V69H45ZM92 70V69H91ZM115 70H118V69H115ZM237 70V71H236ZM93 71H94V69H93ZM92 71V72H93ZM105 71V70H104ZM119 71V70H118ZM197 71H198V73L199 72H201L202 70H198L197 69ZM196 71V72H197ZM223 71H225L224 69H223ZM99 72H100V70H99ZM105 72H108V70H106ZM105 72L103 73V74H105ZM120 72V71H119ZM210 72V71H209ZM213 72V71H212ZM245 72V71H244ZM111 73V72H110ZM114 73V72H113ZM116 73H118V72H116L115 71V74ZM124 73V72H123ZM92 74H94V73H92ZM240 74V73H239ZM238 74V75H239ZM264 74V73H263ZM59 75V74H58ZM119 75H121V74H119ZM125 75H127L128 76V74H126V73H124V77H125ZM202 75H203V73H202ZM65 76V75H64ZM104 76V75H103ZM105 76H107V75H105ZM111 76V75H110ZM94 77V76H93ZM92 77V78H93ZM47 78V77H46ZM100 78V77H99ZM142 78H143V80L145 79V83H146V80H148L147 82H148V84L146 85V84H142L143 83V81H142ZM56 79V78H55ZM54 79V80H55ZM242 79V78H241ZM260 79V78H259ZM93 80H95V79H93ZM98 80V79H97ZM100 80H103V78H101ZM109 80V79H108ZM123 80H121V82L123 81ZM245 80V79H244ZM248 80V79H247ZM46 81V80H45ZM65 81V80H64ZM70 81V80H69ZM239 81H241V80H239ZM249 81V80H248ZM67 82V81H66ZM96 82H98V81H96ZM102 82H104V81H102ZM142 82V83H141ZM216 82V81H215ZM242 82V81H241ZM240 82V83H241ZM47 83V82H46ZM65 83V82H64ZM71 83V82H70ZM100 82H98V85H100L99 84ZM206 83V82H205ZM214 83V82H213ZM217 83V82H216ZM104 83H102V85H103ZM108 84V83H107ZM125 84V83H124ZM102 85H100L99 87H103L104 88V86H102ZM105 85V84H104ZM110 85V84H109ZM114 85V84H113ZM112 85V86H113ZM55 86V85H54ZM107 86V85H106ZM105 86V87H106ZM111 86V85H110ZM252 86V85H251ZM56 87H58V86H56ZM61 87V86H60ZM64 87V86H63ZM74 87V86H73ZM54 88V87H53ZM108 88H110L109 86H108ZM250 88V87H249ZM248 88V89H249ZM102 89V88H101ZM115 89V88H114ZM251 89V88H250ZM69 90V89H68ZM73 90V89H72ZM106 90H107V88H106ZM237 90V89H236ZM251 90H253V89H251ZM61 91V90H60ZM63 91H64V89H63ZM67 91V90H66ZM103 91H104V89H103ZM112 91V90H111ZM119 91V90H118ZM155 91H156V93H155ZM54 92V91H53ZM74 92V91H73ZM76 92H77V90L75 91V94H76ZM108 92V91H107ZM110 92V91H109ZM117 92V91H116ZM116 92H114V93H116ZM125 92H127V91H125ZM239 92V91H238ZM60 93V92H59ZM63 93V92H62ZM72 93V92H71ZM70 93V94H71ZM100 93V92H99ZM105 93H106V91H105ZM114 93H113V95H114ZM155 93V94H154ZM58 94V93H57ZM75 94H73V95H75ZM109 94V93H108ZM107 94V95H108ZM55 95V94H54ZM119 95H121V94H119ZM251 92L250 91H248L247 93H246V96L245 97H247L248 99L249 98H252L251 96ZM57 96V95H56ZM68 96H69V94H68ZM67 96V97H68ZM79 96V95H78ZM78 96H76V97H78ZM105 96V95H104ZM117 96H118V94H117ZM253 96V95H252ZM264 96V95H263ZM67 97H63V98H65V100H67V101H69V99H71V101H72V98H74V96L73 97H71V98H67ZM103 97V96H102ZM113 97V96H112ZM114 97H116V95L114 96ZM123 97V96H122ZM121 97V98H122ZM257 97V96H256ZM58 98V97H57ZM105 98V97H104ZM124 98V97H123ZM254 98V97H253ZM258 98V97H257ZM56 99V98H55ZM54 99V100H55ZM60 99V98H59ZM74 99H76V98H74ZM80 99V98H79ZM102 99V98H101ZM106 99V98H105ZM110 99H111V101H112V99L114 100V99H116V98H111L110 97ZM84 100V99H83ZM121 100V99H120ZM122 100H124V99H122ZM126 100V99H125ZM125 100H124V102H125ZM255 100V99H254ZM63 101V100H62ZM66 101V102H67ZM78 101V100H77ZM76 100H75V102H77ZM104 101V100H103ZM118 101V98H117V100L116 101H113V102H117ZM73 102V101H72ZM81 102V101H80ZM83 102V101H82ZM86 102V101H85ZM101 102V101H100ZM100 102H98L99 104H101ZM113 102H111V108H112V104H113ZM228 102V103H229ZM233 102V101H232ZM235 102V101H234ZM233 102V103H234ZM255 102V101H254ZM54 103V102H53ZM57 102L55 101V104H56ZM61 103H63V102H61ZM69 103V102H68ZM71 103V102H70ZM78 103V102H77ZM84 103V102H83ZM107 103H108V101H107ZM120 103H121V101H120ZM120 103L118 104V105H120ZM122 103H123V101H122ZM122 103H121V105H122ZM211 103V102H210ZM233 103H231V104H233ZM64 104V103H63ZM78 104H80V103H78ZM78 104H74V102L72 103V105L74 106V105H77L78 106ZM105 104V102H103V104H102V106ZM117 104V103H116ZM226 104V103H225ZM62 105V104H61ZM70 105V104H69ZM106 105V104H105ZM105 105H104V107H105ZM120 105V106H121ZM221 105H220V108L222 109L223 107H221ZM58 106V105H57ZM56 106V107H57ZM73 106H71L72 108H71V110L74 112V111H78V113H81V108L83 107V105H82V107H81V104L79 105V108H80V110L78 109V108H76V106L75 107H73ZM101 106V105H100ZM212 106V105H211ZM261 106V105H260ZM62 107V106H61ZM69 107V106H68ZM84 107H86V105L84 106ZM109 107V106H108ZM116 107V106H115ZM170 107L171 108V110H174V111H172V113L174 112L175 114H171V113H169V110H168V112H167V109ZM58 108V107H57ZM63 108V107H62ZM62 108H60L59 107V109H62ZM74 108H75V110H74ZM87 108H88V106H87ZM106 108V107H105ZM123 108V107H122ZM77 109V110H76ZM83 109V111H84V109L85 108H82ZM114 109V108H113ZM58 110V109H57ZM65 110V109H64ZM69 110H70V108H69ZM70 110V111H71ZM88 110V109H87ZM94 109H92V111H93ZM108 110V109H107ZM106 110V111H107ZM67 111V110H66ZM71 111V112H72ZM80 111V112H79ZM82 111V112H83ZM89 111V110H88ZM104 111V110H103ZM110 111V110H109ZM116 111V110H115ZM59 112V111H58ZM61 112V111H60ZM70 112V113H71ZM94 112V111H93ZM112 112V110L109 112V114L107 115L108 116V118H109V115H110V118L109 119H112L111 117H112V115L111 114H113L114 115V113H111ZM117 112V111H116ZM85 113H86V111H85ZM108 113V112H107ZM106 112H105V114H107ZM82 114H84V113H82ZM82 114H79V115H82ZM89 114H91L90 112H89ZM88 113H87V116L89 115ZM131 113H129V115H130ZM71 114H69V117H67V118H70L71 116H70ZM77 115V114H76ZM78 115V116H79ZM125 115H126V113H125ZM181 115V116H180ZM196 115V114H195ZM213 115V114H212ZM211 115V116H212ZM78 116H76L77 118H79ZM84 116V115H83ZM82 116V117H83ZM86 116V115H85ZM91 116V115H90ZM90 116H88V117H90ZM127 116V115H126ZM65 117V116H64ZM87 117V118H88ZM131 117H133V116H131ZM63 118V117H62ZM76 118V119H77ZM87 118H85V119H87ZM65 119V118H64ZM73 119V118H72ZM82 119L83 118H81V120H80V118L78 119V122L79 121H81V122H83L82 121ZM90 119V118H89ZM134 119V118H133ZM69 120V119H68ZM74 120V119H73ZM113 120V119H112ZM183 120V121H184ZM196 120H197V118H196ZM198 120H200V119H198ZM117 121V120H116ZM135 121H136V119H135ZM201 121H202V119H201ZM70 122V121H69ZM73 122V121H72ZM74 122H75V120H74ZM111 122V121H110ZM138 121H136V125L138 124L137 123ZM182 122V121H181ZM211 122V121H210ZM68 123V122H67ZM95 123V122H94ZM112 123H114V121L112 122ZM174 123V124H173ZM180 123V122H179ZM186 123V124H187ZM140 124V123H139ZM138 124V126L136 127L137 129H139L138 127H141L140 125ZM168 124V125H167ZM173 124V125H172ZM208 124V123H207ZM75 125V124H74ZM97 125V124H96ZM71 126V125H70ZM176 126H178V124L176 125ZM182 126V125H181ZM75 127V126H74ZM73 127V128H74ZM165 127H167V128H165ZM103 127H101V129H102ZM77 129V128H76ZM137 129H136V131H137ZM106 130V129H105ZM105 130H103V131H105ZM129 130V129H128ZM102 131V132H103ZM136 131H135V133H136ZM108 132V131H107ZM106 132V133H107ZM141 132V133H142ZM103 133H105V132H103ZM138 133H139V131H138ZM140 133V134H141ZM108 134V133H107ZM137 134V133H136ZM103 136L105 135V134H102ZM142 135V134H141ZM102 136V137H103ZM140 136V135H139ZM143 136V135H142ZM141 136V138H145V137H142ZM106 139H107V137H106V135L104 136ZM103 137V138H104ZM72 138H73V136H72ZM71 138V139H72ZM194 138V137H193ZM73 139H75V138H73ZM106 139H104V140H106ZM111 139V138H110ZM110 139H108V140H110ZM137 139V138H136ZM67 140V139H66ZM69 140V139H68ZM78 140V139H77ZM122 140H123V137H122ZM124 140H126V139H124ZM147 140V139H146ZM152 140H154V139H150V142H148V144H150V146L149 147H151L152 146V148L154 147H157L158 149H160L157 145H156V143H155V145L156 146H154L153 144H154V141H152ZM81 141L83 142V140L81 139ZM81 141H78V143H80ZM88 141V140H87ZM107 141V140H106ZM106 141H104V143H106ZM111 141H113V140H110V142L109 143H114V142H111ZM149 141V140H148ZM68 142V141H67ZM72 142V141H71ZM77 142V141H76ZM76 142H75V144H76ZM82 142H81V144H82ZM102 142H103V140H102ZM108 142V141H107ZM132 142V141H131ZM0 143L2 144V140H0ZM69 143V142H68ZM77 143V144H78ZM108 143V144H109ZM143 143H144V141H143ZM63 144V143H62ZM85 144V143H84ZM86 144H87V142H86ZM107 144V143H106ZM108 144H107V146H108ZM120 144V143H119ZM125 144H127V143H125ZM130 144V143H129ZM132 144H133V142H132ZM114 145V144H113ZM128 145V144H127ZM137 145V144H136ZM207 145V144H206ZM2 146V145H1ZM0 146V150H1V147ZM70 145L68 144V147H69ZM73 146H75V145H73ZM80 146V144L77 146V149H78V147ZM86 146V145H85ZM115 146V145H114ZM125 145H120L119 147H117L118 149H116V147H115V151H116V153H117V165L115 166V168L113 169V167L112 166H110V169H113L112 170V176H110L109 177V179H108V191L106 192L105 191V187H103V188H105V189H102V183H100V181H101V179L99 178V176H100V174H99V176L96 174V172H95V174H94V177L93 178H91V177H88V178H91V179H93V180H89L90 182H92L93 184H91L90 182V184H88L89 186H87L86 188L85 187H83L84 185H85V183H84V181L86 180H82V182H83V186L81 187V188H79V189H81V196H83L85 199H87V198H92V197H89L90 195H91V193H93L92 195H94V197H96L97 198V200H98V197H99V195L101 194V195H103L102 196V198L104 197V196H107V198L109 197L110 198V202L109 203H111V206L113 207V209L112 210H114V208H115V205L117 204L118 206H116L117 208H118V210L120 209V210H124L125 209V206H126V203H127V200H129V198L127 199V196L125 195V191H122L123 193L121 194L120 192H119V190H117L118 188H120V189H122V190H124L125 189V187H126V185H128V183H127V178L129 177V178H131V180L132 179H136L137 177H136V175L138 174V172H134L132 169L130 170V167L131 166H133L134 168H136L137 169V166L139 167H141L142 165H138V163H137V161H135L134 159V161H132L131 160V157L130 156H128L125 152L126 151H124V149H126L125 147H124ZM148 145H146L145 144V149H146V147H147ZM67 147V148H68ZM71 148H72V146H70ZM109 147H111V145L109 146ZM131 147V146H130ZM139 148L141 147V145L140 146H138ZM198 147V146H197ZM70 148V149H71ZM114 147H112V149H113ZM142 148V147H141ZM4 149V151H5V148H3ZM3 149H2V151H3ZM69 149V148H68ZM70 149H69V151H70ZM131 149V148H130ZM137 149V148H136ZM150 149V148H149ZM162 149V148H161ZM160 149V150H161ZM10 150V149H9ZM9 150H6L7 152L9 151ZM72 150H75V148L74 149H72ZM71 150V151H72ZM79 150V149H78ZM77 150V151H78ZM110 150V149H109ZM152 150V149H151ZM154 150V149H153ZM1 151V152H2ZM112 151V150H111ZM141 151V150H140ZM156 151V150H155ZM1 152H0V164L1 163H3V166H5V168L7 169H5L4 167V169L8 172L9 170H10V173H11V171H13V172H16V173H18L19 175H20V177H18V178H20V180H18L19 182H23V185L22 186H20V188H21V190H23L24 192L22 193V194H24V193H26L27 191H26V187L28 188V186H26V183H28L27 181L29 180V183L31 182L30 181V179H28L27 178V176H26V174H25V172L27 171V169H29V171H32L30 168V166H31V164L33 165H35V164H38V163H31L30 164V161L32 160H30V161H28L29 162V167L30 168H24L22 165L24 164L23 163V158L22 159H20L21 161H19L20 163L19 164H22V165H20V166H22L23 167V169H26V170H22L21 168H20V166H17L16 164H18L17 163V160L16 159H14L13 160V157H11V159L13 160V161H16V162H14V164H13V162H12V160L9 158V160L12 162H8V161H3V162H1L2 161V156L4 157V158H6L4 155H2L1 154ZM143 152V151H142ZM149 152V151H148ZM199 152H200V150H199ZM3 153V152H2ZM141 153V152H140ZM4 154H5V152H4ZM82 154V153H81ZM86 154V153H85ZM129 154V153H128ZM144 154H145V152H144ZM148 154V153H147ZM77 155V154H76ZM76 155H74V153H73V157H72V159H73V163L75 162L76 164H78L77 162H82V157L80 158L79 156V159L77 158V157H74V156H76ZM83 155V154H82ZM81 155V156H82ZM142 155V154H141ZM156 155V154H155ZM165 155V154H164ZM7 156V155H6ZM85 156V155H84ZM83 156V157H84ZM88 156H90V155H88ZM145 156H146V154H145ZM8 157V156H7ZM10 157V156H9ZM35 157V156H34ZM95 157H97V156H94V158ZM99 157V156H98ZM108 157V156H107ZM176 157H178V158H176ZM4 158H3V160H4ZM32 158V157H31ZM77 158V159H76ZM86 159H87V155H86V157H85ZM90 158V163H91V160H93L94 158L93 157H89ZM88 158V159H89ZM92 158V159H91ZM102 158V157H101ZM209 158V157H208ZM8 159V158H7ZM35 158H33V160H34ZM87 159V160H88ZM103 159V158H102ZM107 159V158H106ZM140 159V158H139ZM203 159H204V157H203ZM25 160V159H24ZM27 160V159H26ZM37 160V159H36ZM43 160V159H42ZM83 160H84V158H83ZM98 160H99V158H98ZM105 160V159H104ZM107 160H109V159H107ZM167 160V159H166ZM38 161V160H37ZM36 161V162H37ZM95 161V160H94ZM103 161V160H102ZM106 161V160H105ZM104 161V162H105ZM160 161V160H159ZM162 161V160H161ZM165 161V160H164ZM35 162V161H34ZM72 162V161H71ZM88 162H89V160H88ZM150 162V161H149ZM169 162V160H167V163ZM204 162V161H203ZM208 162V161H207ZM206 162V163H207ZM211 162V161H210ZM93 164H94V162H92ZM100 163V162H99ZM98 163V164H99ZM107 163V162H106ZM105 163V164H106ZM152 163V162H151ZM157 163V162H156ZM75 164V165H76ZM104 164V165H105ZM155 164V163H154ZM158 164V163H157ZM212 164V163H211ZM214 164L215 163H213V166H214ZM39 168L38 167H35L36 168V173H35V169H33L34 170V175H36L37 174V170L40 172V174H41V176H42V173H45L46 172V170L48 171V169H47V167L48 166H46L45 165V163L42 161L41 162V160H40V162H39ZM89 165H92V164H89ZM97 165V164H96ZM102 165H103V162H102ZM103 165V166H104ZM108 165H109V163H108ZM156 165V164H155ZM154 165V166H155ZM160 165V164H159ZM1 167L0 168H2V164L0 165ZM37 166V165H36ZM77 166H79V165H76V167L75 168H77ZM93 166V165H92ZM95 166V165H94ZM103 166H101L100 165V167H103ZM106 166V165H105ZM158 166V165H157ZM206 166H207V164H206ZM205 166V167H206ZM227 166V165H226ZM91 167V166H90ZM99 167V166H98ZM156 167V166H155ZM159 167V166H158ZM161 167V166H160ZM168 167V166H167ZM205 167H203V168H205ZM104 168H107V167H103V170H105L106 171V169H104ZM142 168V167H141ZM144 168V167H143ZM194 168V169H195ZM4 169H3V171H4ZM91 169H93V168H91ZM102 169V168H101ZM165 169V168H164ZM201 169V168H200ZM199 169V170H200ZM216 169V168H215ZM226 169V168H225ZM96 170V169H95ZM103 170H101V171H103ZM138 170V169H137ZM137 170H135V171H137ZM203 170V169H202ZM206 170V169H205ZM209 170V169H208ZM5 171V172H6ZM93 171H94V169H93ZM139 171V170H138ZM186 171V172H185ZM219 171V170H218ZM6 172V173H7ZM12 172V173H13ZM38 172V173H39ZM104 172V171H103ZM109 172V171H108ZM131 172H134V173H131ZM143 172V171H142ZM146 171H144L143 172V174L145 173ZM201 172V171H200ZM223 172H225V171H223ZM3 174H6V173H4V172H2ZM1 173V174H2ZM29 173H32V172H29ZM90 173V172H89ZM0 174V175H1ZM2 174V175H3ZM33 174V173H32ZM31 174V175H32ZM58 174V173H57ZM146 174V173H145ZM181 174V173H180ZM191 174V173H190ZM207 174V173H206ZM210 174V173H209ZM208 174V175H209ZM243 174H245V173H243ZM9 175V174H8ZM14 175V174H13ZM12 175V176H13ZM30 175V174H29ZM38 175V174H37ZM92 175V174H91ZM142 175V174H141ZM140 175V176H141ZM178 175H179V178H178V180H176V177H178ZM181 175H183V174H181ZM204 175V174H203ZM207 175V176H208ZM211 175V174H210ZM16 176V175H15ZM57 177H58V175H56ZM55 176V177H56ZM59 176H61V174H59ZM63 176V175H62ZM60 177L59 179L58 178H56L55 180H60L61 178H63V177ZM103 176V175H102ZM153 176V175H152ZM156 176H158V178H159V176H161V175H159L158 173H157V175ZM185 176V177H186ZM202 176V175H201ZM206 176V177H207ZM239 176H241V175H239ZM1 177H3V176H1ZM7 177V176H6ZM40 177V176H39ZM39 177H34L33 178V180L35 179V181H33L34 183L36 182V184H38V182H39ZM43 177V176H42ZM86 177V178H87ZM107 177V176H106ZM185 177H184V179L183 180H185ZM190 177V176H189ZM209 177V176H208ZM208 177H207V179H208ZM211 177V176H210ZM244 177V176H243ZM9 178V177H8ZM85 178V177H84ZM83 178V179H84ZM144 178V177H143ZM157 178V179H158ZM182 178V177H181ZM180 178V179H181ZM186 178H188V176L186 177ZM193 177L191 176L190 177V180L192 179ZM195 179H196V176L194 177ZM202 178H204V177H202ZM216 178V177H215ZM6 179V178H5ZM5 179H4V182L2 181L1 182V180H0V188H1V190L3 189L5 192H3L4 194H7V192H8V188H7V185H8V183H7V180L8 179H6V181H5ZM145 179V178H144ZM144 179H140V182H144ZM206 179V181H209V180H207ZM210 179V178H209ZM10 180H12L11 181V183H10V185L11 184H13L14 186H18V183H17V179L15 180L14 178H10ZM41 180H42V178H41ZM40 180V181H41ZM54 180V179H53ZM52 180V184H53V182H55V181H53ZM57 180V182H59ZM80 180V179H79ZM88 180V179H87ZM87 180H86V183H87ZM130 180V181H131ZM147 178H146V182H147ZM159 180H161V178L159 179ZM190 180L188 181V179H186L183 183H184V186L185 187H187L188 186V184H189V182H190ZM200 180V179H199ZM203 179H201V181H202ZM211 180V179H210ZM240 180V179H239ZM64 181V180H63ZM77 181V180H76ZM134 181V180H133ZM137 181V180H136ZM135 181V182H136ZM149 181V180H148ZM206 181H204V182H206ZM9 182V181H8ZM42 182V181H41ZM69 181H67V183H68ZM81 182V181H80ZM82 182L80 183V184H82ZM106 182V181H105ZM129 182V181H128ZM139 182V183H140ZM146 182L145 183H143L144 185L146 184ZM200 182V181H199ZM235 182V181H234ZM29 183H28V185H29ZM33 183V184H34ZM64 183H66V182H62V184H64ZM79 183V182H78ZM106 183V184H107ZM127 183V184H126ZM138 183V182H137ZM136 183V184H137ZM150 183V182H149ZM180 183V182H179ZM192 183V182H191ZM201 183V182H200ZM215 183V182H214ZM217 183V182H216ZM251 183V182H250ZM21 184V183H20ZM19 184V185H20ZM32 184V183H31ZM30 184V185H31ZM32 184V185H33ZM39 184H40V182H39ZM43 184V183H42ZM57 184L58 183H56V186H57ZM59 184H61V182L59 183ZM58 184V187L59 186H61V185H59ZM69 184V183H68ZM67 184V185H68ZM80 184H79V186H80ZM103 184H105L104 183V181H103ZM105 184V185H106ZM132 184V183H131ZM142 184V185H143ZM197 184V183H196ZM211 184H212V186L214 187V185H213V182H211ZM12 185V186H13ZM65 185V184H64ZM71 185V184H70ZM104 185V186H105ZM133 185V184H132ZM147 185V184H146ZM145 185V186H146ZM238 185V184H237ZM244 185V184H243ZM249 185V184H248ZM34 186V185H33ZM36 186V185H35ZM35 186L34 187H32V188H35ZM37 186H39V185H37ZM42 186V185H41ZM53 186H55L54 184H53ZM86 186V185H85ZM106 186V187H107ZM136 186V185H135ZM139 186V185H138ZM137 186V187H138ZM168 186V187H169ZM183 186V185H182ZM190 187H192L193 185H189ZM202 186V185H201ZM205 185H203V187H204ZM211 186V187H212ZM219 186V185H218ZM218 186H216L217 188H218ZM6 187V188H5ZM29 187H31V186H29ZM62 187H63V185H62ZM61 187V188H62ZM65 187V191H66V185L64 186ZM72 187V186H71ZM89 187V188H88ZM130 187V186H129ZM132 187V186H131ZM136 187V188H137ZM142 187V186H141ZM248 187V186H247ZM14 188V187H13ZM12 188V190H13V192H14V190L16 189V187H15V189H13ZM19 188V189H20ZM32 188H30V189H32ZM37 188H39V187H37ZM68 188V187H67ZM126 188H128V187H126ZM143 188V187H142ZM145 188H147V187H145ZM205 188H206V186H205ZM225 188V187H224ZM223 188V189H224ZM236 188H238V187H236ZM29 189V188H28ZM27 189V190H28ZM58 189V188H57ZM73 189V188H72ZM138 189H139V187H138ZM185 189V188H184ZM187 189V188H186ZM215 189V188H214ZM235 189V188H234ZM252 189V188H251ZM250 189V190H251ZM20 190V191H21ZM33 190V189H32ZM31 190V191H32ZM60 190V189H59ZM127 190V189H126ZM136 190V189H135ZM139 190H141V188L139 189ZM143 192H146L145 190L146 189H144L143 188ZM182 190V189H181ZM181 190H178V192L180 191V194H183L182 192H181ZM192 190V189H191ZM203 190H204V188H203ZM213 190V189H212ZM218 189H216V191H217ZM255 190V189H254ZM10 191V190H9ZM16 191H19L18 189H16ZM64 191V190H63ZM128 192L129 191H131L130 189L129 190H127ZM137 191V190H136ZM207 191V190H206ZM205 191V192H206ZM220 191H221V189H220ZM236 191V190H235ZM235 191H233V192H235ZM248 191V190H247ZM253 191V190H252ZM252 191H251V193H252ZM1 192V191H0ZM12 192V191H11ZM12 192V193H13ZM127 192V193H128ZM132 192V191H131ZM135 192V191H134ZM158 192V191H157ZM168 192V191H167ZM186 192V191H185ZM189 192V191H188ZM188 192H186V193H188ZM194 192H195V190H194ZM196 192H198V191H196ZM195 192V193H196ZM203 191L201 190V192L200 193H202ZM204 192V193H205ZM213 192H215L214 190H213ZM212 192V193H213ZM218 192V191H217ZM216 192V193H217ZM222 192V191H221ZM224 192H226V191H224ZM2 193V194H3ZM12 193H11V196H13L12 195ZM21 193H19L20 194V197H22L21 196ZM28 194H29V191L27 192ZM32 194H34L35 192H31ZM30 193V194H31ZM36 197L38 198H36L37 199V204L39 203L40 205H42L45 209H47V211L49 210L50 211V218H49V220H48V225H47V228L45 227V225H43L42 223H41V221L43 222L44 221V219L45 218H43V220H42V218L39 220L38 218L36 219V217L35 216H37L38 217V215H36L37 213V211H34L35 212V218L34 217H32V218H30L29 220L31 221V225L30 226H28L25 222L26 221H24L25 219L24 218H26L25 216H24V214H23V217L24 218H22L23 219V221H24V223L27 225V226H25L24 228H22L21 226H23V225H21L20 226V224H21V222L20 221H22L21 219L18 221L19 222V226L21 227V228H19V231H20V229H23V230H21V237L22 238H20L21 239V241H23V243H24V245H22L21 243V248H22V250H21V252H18V251H16V249H14V248H10V253L8 254V253H6V249L5 248H3V249H5L6 251H5V253L4 254H8V255H10V257L9 258H12V259H14V260H17L18 261V264L20 263V264H22L21 262H26V263H24V264H48V262L51 264H56L57 262H56V258H52V256H51V254H49V252H51L52 251V249H55V247L57 246V245H59V246H61L62 247V250L61 251H59L60 250V247H59V250H58V246H57V250L59 251V252H62L61 253V255H60V259H61V263L60 264H114V261H115V251H117L118 252V246H117V248H116V245H117V238H118V236L120 237V238H122V237H124V233L125 232H122V229H120V228H114V227H112V225H110L108 222H111L112 223V218H113V216L112 215H114L113 213H112V211L110 212V214L112 213V215H109L111 218H108L109 216H107V219L105 218V219H103V218H99V213L101 212L102 213V211H104L105 212V210L106 211H108L107 213H109V210H111V206H109L110 204H108V201H106L107 203H105V209L103 210V209H101V211H100V206L102 205V203L104 202V200H101V201H103L102 203L101 202H97V205L96 204H92V203H90L89 201H88V203H90L89 205H87V207H85L86 209L84 210V211H86L87 210V215L86 216H88V218H87V220H88V223L87 224H85V225H87V227L85 226V228H84V230H83V227L82 226H84V223H86V222H81L83 225H81V223H80V221L78 220V219H76V220H73V221H66L65 222V224L63 225V226H59V228L61 227V229H62V232H61V230H59L58 231V226H57V228L58 229H55V226L57 225V224H55V220H57L56 218H55V211L54 210H51V208H50V206H49V204H48V202H46V201H48L47 199L49 198H47V196L49 195H47L46 196V194H45V192H43V191H36ZM46 193H47V191H46ZM61 193V192H60ZM60 193H58V190H57V194L59 195ZM190 193V192H189ZM194 193V194H195ZM204 193H202L201 194V196L203 197L204 196ZM220 193V192H219ZM239 193H240V191H239ZM254 193V192H253ZM3 194V196H6V195H4ZM14 194V193H13ZM19 194H17L18 195V197L17 198H19ZM56 194V195H57ZM62 194V193H61ZM63 194H65V193H63ZM137 194V193H136ZM144 194V193H143ZM159 194V193H158ZM168 194V193H167ZM198 194V193H197ZM205 194H209V193H205ZM214 194V193H213ZM225 194V193H224ZM233 195H234V193H232ZM240 194H242V193H240ZM247 194H248V192H247ZM15 196H16V194H14ZM25 196H26V194H24ZM23 195V196H24ZM58 195L56 196L57 197V200L58 199H60V197H61V195H59L60 197H58ZM134 195V194H133ZM139 199H140V197H141V194L139 193ZM145 195H146V193H145ZM192 195V194H191ZM212 195V194H211ZM222 195V194H221ZM232 195V196H233ZM244 195H246V193L244 194ZM244 195H242V196H244ZM250 194H248L247 196H249ZM260 195V194H259ZM10 196V194H7V197H11ZM29 196V195H28ZM64 195H62V199L64 200V198H66V197H63ZM136 196V195H135ZM137 196H138V194H137ZM136 196V197H137ZM186 196V195H185ZM190 195H188V197H189ZM216 196V195H215ZM247 196H246V199H247ZM6 197V198H7ZM14 197V196H13ZM31 196H29V198H30ZM129 197V196H128ZM135 197V198H136ZM143 197H144V195H143ZM188 197H187V199H188ZM191 197V196H190ZM206 197V196H205ZM213 197H214V195H213ZM218 197V196H217ZM237 197H239V196H237ZM28 198V197H27ZM27 198H26V201L25 202H27ZM28 198V199H29ZM134 198V199H135ZM138 198V197H137ZM154 198V197H153ZM169 198V197H168ZM197 198H199V197H197ZM226 198V197H225ZM235 198H236V196H235ZM239 198H241V196L239 197ZM14 199H15V197H14ZM19 199H21V198H19ZM23 199H24V197H23ZM30 199H32L33 200V198H30ZM30 199H29V201H30ZM50 199H51V197H50ZM62 199H60V200H62ZM68 199H69V197H68ZM68 199L67 200H65V201H67L68 202ZM72 199V198H71ZM104 199V198H103ZM106 199V198H105ZM152 199V198H151ZM162 199H163V197H162ZM192 199V198H191ZM202 199V198H201ZM221 199V198H220ZM249 199V198H248ZM13 200V199H12ZM25 200V199H24ZM23 200V201H24ZM39 200V201H38ZM93 200V199H92ZM99 200H100V198H99ZM194 200V199H193ZM226 200V199H225ZM244 200V199H243ZM15 201V200H14ZM13 201V202H14ZM28 201V202H29ZM65 201H63V204H65L66 205V203H65ZM73 201V200H72ZM72 201H70L69 200V205L68 206H72L73 205V202ZM91 201V200H90ZM138 201H140V200H138ZM142 201H144V200H142ZM152 201V200H151ZM164 201V200H163ZM181 200H180V198H179V202H180ZM183 201H184V199H183ZM202 201V200H201ZM206 201V200H205ZM204 201V202H205ZM224 201V200H223ZM231 201V200H230ZM237 201V200H236ZM263 201V200H262ZM18 202H19V200H18ZM21 202V201H20ZM50 202V201H49ZM59 202V201H58ZM87 202V201H86ZM94 202V201H93ZM95 202V203H96ZM167 202V201H166ZM203 202V203H204ZM209 201H207V204H209L208 203ZM227 202V201H226ZM239 202H240V200H239ZM259 202V201H258ZM15 203H17V201H15ZM22 203V202H21ZM34 203V202H33ZM60 203H62V201H60ZM72 203V204H71ZM101 204L100 206L98 205V204ZM133 203V202H132ZM142 203V202H141ZM140 203V204H141ZM154 203H155V201H154ZM164 203V202H163ZM182 202H180V204H181ZM238 203V202H237ZM18 204V203H17ZM20 204V203H19ZM26 204H28V203H26ZM26 204H23L22 203V206H24L25 208H27V207H29V208H31V206H25ZM29 204H30V202H29ZM52 204V203H51ZM68 204V203H67ZM71 204V205H70ZM167 204H165V205H167ZM185 204H186V202H185ZM229 204V203H228ZM227 204V205H228ZM252 204V205H251ZM251 204L250 205H248L247 206V210L248 211H250L253 215H257L256 213L258 212V203L256 202H254V203H252L251 202ZM7 205V204H6ZM6 205H4V206H2V207H5ZM30 205H32V204H30ZM34 205V204H33ZM64 205V206H65ZM129 205V204H128ZM131 205V204H130ZM147 205H151L150 203L149 204H147ZM215 205V204H214ZM230 205V204H229ZM262 205V204H261ZM21 206V205H20ZM20 207V208H24V207ZM38 206V205H37ZM42 206H39V207H42ZM103 206V205H102ZM154 206V205H153ZM160 206V205H159ZM163 206V205H162ZM190 205H188L187 204V206H186V208H185V210L187 209L188 210V208H191V207H189ZM233 206V205H232ZM260 206V205H259ZM1 207V206H0ZM1 207V208H2ZM7 207V206H6ZM10 207V206H9ZM132 207V206H131ZM130 207V208H131ZM155 207V206H154ZM165 207H168V206H165ZM168 207V208H169ZM196 207V206H195ZM198 207V206H197ZM206 207V206H205ZM216 207H218V206H216ZM245 207V206H244ZM19 208V207H18ZM28 208V209H29ZM33 208V207H32ZM38 208V207H37ZM69 208V210H70V207H68ZM67 208V209H68ZM110 208V209H109ZM133 208V207H132ZM134 208H135V206H134ZM146 208V207H145ZM149 208V207H148ZM160 208V210L162 209V207H159ZM181 208V207H180ZM184 208V207H183ZM194 207H192V209H193ZM212 208V207H211ZM214 208V207H213ZM230 208V207H229ZM239 208V207H238ZM246 208V207H245ZM3 209V208H2ZM2 209H0V211L2 210ZM8 209V208H7ZM5 209L7 212L10 210V209ZM33 209H35V208H33ZM43 208H41V210H42ZM127 209V208H126ZM150 209V208H149ZM167 209V208H166ZM209 209V208H208ZM5 210H2V211H4V212H2L3 214L4 213H6L5 212ZM24 210V211H23ZM25 210H27V209H22V211H23V213H25L26 211ZM146 210V209H145ZM160 210H159V213H160ZM179 210V211H178ZM186 210V211H187ZM189 210H191V209H189ZM224 210V209H223ZM226 210V209H225ZM46 211V210H45ZM115 211H117V210H115ZM125 211V210H124ZM196 211V210H195ZM221 211H222V209H221ZM245 211V210H244ZM243 211V212H244ZM263 211V210H262ZM29 212H30V210H29ZM44 212V211H43ZM119 212V211H118ZM120 212H122V211H120ZM185 212V211H184ZM210 212H211V210H210ZM242 212V211H241ZM1 213V212H0ZM20 213V212H19ZM32 213V212H31ZM39 213V212H38ZM47 213V212H46ZM47 213V214H48ZM100 213V214H101ZM116 213V212H115ZM154 213V212H153ZM162 213V214H161ZM161 215H163L162 217H164V214H163V211L161 210ZM170 213V212H169ZM188 213H189V211H187V213H186V215L188 216ZM238 213V212H237ZM246 213H248L247 211H246ZM22 214V213H21ZM33 214V213H32ZM41 215H42V212L40 213ZM121 214V213H120ZM126 215H127V213H125ZM124 214V215H125ZM182 214V213H181ZM184 214V213H183ZM209 214V213H208ZM223 214V213H222ZM259 214V213H258ZM4 215H6V214H4ZM29 215V214H28ZM31 215V214H30ZM106 215V214H105ZM123 215V213H122V216H124ZM180 215V214H179ZM178 215V216H179ZM185 215V214H184ZM251 215V214H250ZM264 215V214H263ZM27 216V215H26ZM63 216H64V214H63ZM116 216H117V214H116ZM122 216H121V218H122ZM128 216V215H127ZM160 216V215H159ZM1 217V216H0ZM16 217H18L19 218V216H17L16 215ZM39 217H41V216H39ZM47 217H49V216H47ZM77 217H79V216H77ZM161 217V216H160ZM263 217V216H262ZM261 217V218H262ZM14 218V217H13ZM120 218V219H121ZM159 218V217H158ZM183 218H185V219H187V217L186 216H184ZM188 218H189V216H188ZM230 217H228V219H229ZM241 218H242V216H241ZM258 218V217H257ZM1 219V218H0ZM4 219V218H3ZM26 219H28V218H26ZM47 219V218H46ZM80 220H81V218H79ZM85 219V218H84ZM81 220V221H86V219L85 220ZM114 219V218H113ZM120 219H117V220H120ZM126 219V218H125ZM227 219V221H223V223H224V227H223V231H227V233L225 232V234H224V232L222 233V231H221V233H222V237H221V233H220V238L221 239H223V238H226L227 239V237H225L226 236V234L227 235H229L230 236V232H228L229 230H231L233 227H232V223L230 224V219L228 220ZM5 220V219H4ZM12 220V222H13V220L14 219H11ZM70 220V219H69ZM127 220V219H126ZM189 220V219H188ZM262 219H260V221H261ZM1 222L3 221V220H0ZM6 221H7V218H6ZM22 221V222H23ZM28 221V220H27ZM30 221L28 222V223H30ZM79 221V222H78ZM129 221V220H128ZM194 221V220H193ZM253 221V220H252ZM264 221V220H263ZM262 221V222H263ZM16 222H17V219H16ZM46 222H47V220L44 222L45 224H46ZM115 222V221H114ZM119 222V221H118ZM126 222V221H125ZM137 222V221H136ZM135 222V223H136ZM185 222V221H184ZM192 222V221H191ZM253 222H256V221H253ZM23 223V224H24ZM57 223V222H56ZM152 223H154V222H152ZM187 223V222H186ZM222 223V224H223ZM2 224H3V222H2ZM13 224H15V222L13 223ZM24 224V225H25ZM45 227V229H47V230H41L40 229V227H42V225ZM120 224H121V222H120ZM122 224H125V223H122ZM121 224V225H122ZM188 224H189V222H188ZM252 224V223H251ZM254 224V223H253ZM11 225H12V223H11ZM18 225V224H17ZM115 225V224H114ZM113 225V226H114ZM119 225V224H118ZM118 225H116V226H118ZM75 226V227H74ZM115 226V227H116ZM127 226H128V224H127ZM131 226V225H130ZM152 226V225H151ZM193 226V225H192ZM246 226V225H245ZM13 227H16V224H15V226H13ZM44 227H42L43 229H44ZM121 227V226H120ZM123 227H125V226H123ZM132 227V226H131ZM220 227H221V225H220ZM11 228H12V226H11ZM77 228V232H79V234L80 233H85L84 234V236L86 235V237H84L85 239H79V241H75L74 240V232H76L75 231V229ZM100 228V230L102 231V232H98V229ZM126 228V227H125ZM149 228V227H148ZM158 228V227H157ZM213 228H214V226H213ZM257 228V227H256ZM255 228V229H256ZM16 229H17V227H16ZM16 229H13V230H15L16 232H17V234H18V230H16ZM130 229V228H129ZM191 229H193V228H191ZM215 229V228H214ZM218 229V228H217ZM245 229V228H244ZM243 229V226H240L239 225V223H238V225H237V223L235 222V224H234V233H233V235H231V237H229L228 236V240L230 239V238H233V241L232 242H234V241H237L239 238H241L242 239V237H247L246 235H244V234H242V233H245V231L246 230H244ZM10 230H12V229H10ZM9 230V231H10ZM12 230V231H13ZM39 230L40 231H43V232H45L42 236H41V234H39L40 232H39ZM127 230H128V227H127V229H126V232H127ZM221 230V229H220ZM231 230V231H232ZM262 230V229H261ZM12 231H11V234H12V236H14L13 235V233H12ZM129 231V230H128ZM135 231V230H134ZM153 231H154V229H153ZM160 231H162V230H160ZM208 231V230H207ZM217 231V230H216ZM215 231V232H216ZM251 231V230H250ZM14 232V231H13ZM15 232V233H16ZM14 233V234H15ZM154 233H156V231H154ZM230 233V234H229ZM261 233V232H260ZM78 234V233H77ZM78 234V235H79ZM152 234V233H151ZM157 234V233H156ZM219 234V233H218ZM245 234H248V233H245ZM258 234V233H257ZM257 234H256V236H257ZM126 235V234H125ZM158 235V234H157ZM161 235V234H160ZM224 235V236H223ZM242 235H244V236H242ZM249 235V234H248ZM250 235H251V233H250ZM254 235V234H253ZM259 235V234H258ZM19 236V237H20ZM164 236V235H163ZM242 236V237H241ZM260 236V235H259ZM258 236V237H259ZM16 237V236H15ZM19 237H17V238H19ZM157 237V236H156ZM249 237V236H248ZM5 238H7V237H5ZM159 238H160V236H159ZM159 238H157V239H159ZM161 238H163L162 236H161ZM196 238V237H195ZM255 239H256V237H254ZM139 239V238H138ZM168 239V240H167ZM196 239H198V241H199V238L197 237ZM208 239V238H207ZM215 239H216V237H215ZM247 239V238H246ZM245 239V240H246ZM248 239H250V237L248 238ZM247 239V240H248ZM253 239V238H252ZM5 240V239H4ZM16 240V239H15ZM156 240V239H155ZM162 240V241H163ZM202 239H200V241H201ZM218 240H219V238H218ZM217 240V241H218ZM240 240V239H239ZM238 240V241H239ZM1 241V240H0ZM191 241V240H190ZM199 241V242H200ZM203 241V240H202ZM220 241V240H219ZM227 241V240H226ZM6 242V241H5ZM120 242L121 243H123L121 240H120ZM138 242V241H137ZM140 242V241H139ZM197 242V241H196ZM215 242V241H214ZM7 243V242H6ZM9 243V242H8ZM13 243V242H12ZM19 243V242H18ZM131 243V242H130ZM159 243V242H158ZM187 243H189V242H187ZM219 243V242H218ZM236 243V242H235ZM241 243V242H240ZM259 243H260V241H259ZM2 244V243H1ZM11 244V243H10ZM125 244H127V243H125ZM129 244V243H128ZM127 244V245H128ZM132 244V243H131ZM138 244V243H137ZM157 244V243H156ZM164 244V243H163ZM203 244H204V242H203ZM214 244V243H213ZM225 244V243H224ZM13 245V244H12ZM12 245H10V246H12ZM56 245V246H55ZM134 245H136L135 244V242H134ZM215 246H214V252H215V254L217 255V257H219L220 258V250L222 249H220L219 247H218V245H217V242L214 244ZM256 245V244H255ZM1 246H4V245H1ZM8 246H9V244H8ZM55 246V247H54ZM111 246V248H112V250H108L109 248L108 247H110ZM130 246V245H129ZM161 246V245H160ZM200 246V245H199ZM203 246V245H202ZM205 246V245H204ZM5 247V246H4ZM14 247V246H13ZM106 247H107V250H106ZM125 247L127 248V246H125L124 245V243L123 244H121V249H122V258H121V262L120 261H117V263L118 262H120V263H118V264H126L127 263V261H126V263L124 262V259L126 258V257H124L126 254H125ZM143 247V246H142ZM187 247V246H186ZM191 247V246H190ZM189 247V248H190ZM201 247V246H200ZM213 247V246H212ZM231 247V246H230ZM256 247V246H255ZM7 248V247H6ZM9 248V247H8ZM131 248V247H130ZM136 248H137V245H136ZM165 248V249H166ZM184 248V247H183ZM204 248V247H203ZM223 248H224V246H223ZM115 249H117V250H115ZM127 249H129V248H127ZM138 249V248H137ZM142 249V248H141ZM164 249V250H165ZM166 249V250H167ZM190 249H192V248H190ZM201 249V248H200ZM263 249V248H262ZM261 249V250H262ZM115 250V251H114ZM144 250V249H143ZM165 250V251H166ZM187 250H188V248H187ZM186 250V253H189L188 251ZM260 250V251H261ZM130 251V250H129ZM137 251V250H136ZM140 251V250H139ZM150 251V250H149ZM162 251V250H161ZM116 252V253H117ZM128 252V251H127ZM135 252V251H134ZM146 252H148V251H146ZM145 252V253H146ZM213 252V251H212ZM221 252L223 253V251L221 250ZM2 253V255H3V257H4V254ZM133 253V252H132ZM153 254L152 253V251H150V252H148L147 254H145V255H148V254ZM155 253H156V251H155ZM221 253V254H222ZM261 253V252H260ZM136 254H138V251H137V253ZM140 254H143V253H140ZM139 254V255H140ZM190 254V253H189ZM0 255H1V250H0ZM1 255V256H2ZM53 255V254H52ZM129 255V254H128ZM135 255V254H134ZM144 255V254H143ZM161 255V254H160ZM55 256V255H54ZM130 256V255H129ZM149 256H151V255H149ZM226 256V255H225ZM264 256V255H263ZM262 256V257H263ZM55 257H58L57 255L55 256ZM117 257V256H116ZM132 257V256H131ZM136 257H138V256H136ZM135 257V258H136ZM147 257V256H146ZM154 257V259L156 258L155 257V255L153 256ZM222 257V256H221ZM2 258V257H1ZM0 258V259H1ZM9 258H6V260H8L7 262H9ZM118 258H119V256H118ZM146 259V258H145ZM4 260V259H3ZM6 260H4V261H6ZM13 260V261H14ZM134 260H138V258H136V259H134ZM142 260H143V257H142ZM129 261V260H128ZM131 261V260H130ZM225 261V260H224ZM7 262H6V264H7ZM138 262L139 263H141L139 260H138ZM154 262H155V260H154ZM10 264H11V262H9ZM8 263V264H9ZM116 263V264H117ZM132 263V262H131ZM17 264V263H16ZM135 264V263H134ZM195 264V263H194Z\"/></svg>",
	"mask_w": 264,
	"mask_h": 264
}]
</instances>
